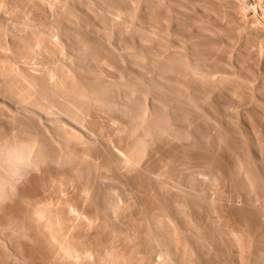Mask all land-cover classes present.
Returning <instances> with one entry per match:
<instances>
[{
  "label": "rangeland",
  "instance_id": "rangeland-1",
  "mask_svg": "<svg viewBox=\"0 0 264 264\" xmlns=\"http://www.w3.org/2000/svg\"><path fill=\"white\" fill-rule=\"evenodd\" d=\"M159 1L160 0H138V1L137 0H119V1L118 0H52V1L51 0H0V74H2V75H0V81H1L0 82V107H1L0 108V132H1L0 133L1 134L0 140L2 138H3V140H6L7 137L5 136V134L8 137H10V136L12 137V136H14V133H16L15 136L18 135L16 138L17 143L21 139L20 141H23L25 143H27L28 141H29L28 143H30V142L36 143L37 142L36 144L38 146L37 147L35 144V146H34L35 147L34 148L35 155H33V153H34L33 152L31 155L32 158L30 157L31 158L30 160H32L31 161L32 166H31V164L29 166H28V164H26L27 166L26 165H25L26 167L24 166V170L22 171V169H23V167H22V169L20 170V173H18L19 175L17 174L18 177L22 175L21 178L19 177L20 178L19 179L16 176V178L18 180L15 177H13V178H15L13 180V178H11L12 176L9 175L8 181L11 180V181H9V182H11L9 186H12V188L14 186L15 189L12 190L8 186L9 183L6 184V188H9V190L12 191L13 195L11 194L12 196L10 197V199H7V201H6V199H2L1 201H3V202H0L1 206H3L6 203L3 207L4 214H3V212H1L2 208L0 206V212H1L0 224L2 225V223H3L1 228H3V226L5 228V226H6L5 224L7 223V225H8L7 220L11 219V221L9 220V225L11 226V229H9V230L7 229L9 227V225H8V227L6 226V228H5V230H7V231L2 230L3 231V233H2L0 230V232L2 234V235L0 234V240L2 241V242L0 241V264H2V263L3 264H19V263L20 264H22V263L23 264H43V263L49 264L50 263L51 264L53 262H54L53 264H57V263L59 264V262H60V264H63L59 260L57 262V259H54V260L52 259V256H54V255L49 254V250H50V253L52 252L50 243L48 244V246H50V247H48L49 250L47 249V247H45L47 249L45 251L43 244L45 243L47 245V243H48V242L44 241L46 237L43 235V238H42V233H39V230L37 229L38 230L37 231L35 227H34L35 231L30 230L33 227L32 223H30V224H32L31 227H30V224L26 223L27 224V226H26L27 228H25L26 230L23 227L20 229V227L22 225L25 227V224H22L24 219L21 216H23V213L26 214V212H27V211L26 212L24 211L27 208L26 205L31 206L30 205L31 203L39 204V202L41 203L42 206H47L46 203H49L48 204L49 206L47 208L51 207L52 210L55 208L54 210H58L59 214H61L63 210L70 209L68 207L73 206V205L70 206V204L73 203L72 202L73 199H74V203H75V201L79 198L81 199L83 197L82 199H84V196L86 198V196L89 194V191H88V193L86 192V188H87V190L92 189V191H90V192L96 193L95 195H97L99 198V199L97 198L98 202L99 201L102 202L103 205L101 204V202L99 203L101 213H104L105 209L107 211H111L113 208H115V209H113V211L115 210L114 211L115 214L112 213V215L114 214L113 215L114 217L109 216L110 222H107L109 226L105 225L106 223L105 224L102 223L103 220H101V222L96 221L99 226H102L101 230H100V227L98 228L97 223H94V224H96L95 225L96 229H95L93 227L94 224L92 226H90L87 223L88 221H86L84 224L83 222H81V221H83L82 219L80 221H79V219H76L77 221L74 219V221L72 220V223H71V221H69L70 225L68 223V226H72L74 224H78V225L81 224V226L79 225V228L78 227H77V229L75 228L78 231H76L75 229H72L73 227H68L69 229L71 228L72 231L75 230L79 237H77V234L75 232H72L69 229H68L69 231L66 229H65L66 231L62 230L65 233H67V231H68L67 235L71 232L68 236L65 233H63L66 237L61 235L62 233L58 232L59 233L58 235H61L59 237H60V239L62 238V240L68 239L70 236H71L70 238H72V236L73 235L75 236V234H76V238H81V236L83 237L80 239V242L78 239L79 244L81 243V246H78V249H81L83 247V243H84V247L82 248L84 251V254L87 253L86 255L88 256L92 253L91 255H93V256L90 255L92 257V259L88 256L91 260L87 257L88 258L87 262H85L86 259H84V262H85L84 264H98V263H95L97 261V257H100L98 259L102 260V262L98 260L99 264L100 263L101 264H113V263L114 264H140V263L141 264L142 263L143 264H164V263L165 264L166 263L167 264L168 263L169 264L170 263L171 264H187V263H185V261H186L185 257L187 258V255L189 254L187 251H189L188 248L191 249L190 247H194L191 249L192 252L194 251L195 248H197L195 250L196 251L195 253H197L196 254L197 257H195V256L194 257L197 259H199L198 257H200V259L196 260V261L197 262L200 261V263H202V264H225V263L226 264H252V263L253 264H264L263 263L264 262V236H263L264 235V225H263L264 224V202H263L264 201V187H263L264 186V0H200V1L199 0H193V1L192 0H161L160 2ZM163 2H164V4H163ZM4 4H5V6H4ZM110 13H111V15H109ZM135 14H136V16H135ZM191 15H192V17H191ZM71 16H73V17H71ZM103 16H105V17L103 18ZM163 16H164V18H163ZM110 17L113 19H110ZM70 22H72L74 25ZM71 27H73L75 29H73ZM48 32H50V34H48ZM40 33H42L43 36L46 35V37H48L46 39L53 37L52 39L55 40L54 41L55 43L52 42L53 40L51 41V39L49 40V42L48 41L45 42L46 39ZM77 34L80 35L81 37L78 36ZM84 35H86V36H84ZM86 37H88V39ZM76 39H78V40H76ZM34 40L36 41V43ZM59 40H60V43L57 44V42H59ZM37 41H38V43L40 41L39 44L41 46L38 45ZM98 41H100V42H98ZM48 44L50 47L48 46ZM60 44H62V45L60 46ZM75 44L77 45L76 47H75ZM30 46H32V47H30ZM36 46H37V48H35ZM106 46H107V48H106ZM29 47H30V49H29ZM42 47H45L46 49L44 48L45 49L44 50ZM61 47L63 48V50ZM101 47H103V48H101ZM23 49H24V51L26 50L25 52L27 55H24L25 52L23 51ZM33 49H34V51H33ZM82 49H84V50H82ZM29 50H31L30 51L31 53L29 52ZM43 50L45 53L43 52ZM41 51H42V53H41ZM48 51H50V52H48ZM23 52H24V54H23ZM43 53L45 54L44 57L42 56ZM38 54H40V56ZM136 54H137V56H136ZM74 55H75V57L76 56L77 57L75 58ZM119 55H120V57H119ZM139 55L141 58L139 57ZM29 56H30V58H28ZM33 56H34V58H33ZM31 57H32V60H31ZM35 57L38 59H36ZM59 57H60V59H59ZM51 59H52V61H51ZM70 60H72V61H70ZM104 61H105V63H104ZM141 61H143V62H141ZM43 64H45V65H43ZM54 64H55V67H53ZM59 64L61 65L60 67H62V69L58 66ZM79 64H80V66H79ZM83 64H84V66H83ZM191 64L192 65L194 64L193 69H192V66H190ZM137 65H138V67H137ZM232 65H234V66H232ZM244 66H245V68H244ZM4 67L5 68L7 67V68L4 69ZM85 67L86 68L88 67L87 68L88 70ZM94 67L98 72L94 69ZM79 68H82L84 73L82 72V69H80L81 70L80 71ZM74 69L75 70L77 69V70L75 71ZM116 69L118 70V72ZM204 69H205V71H204ZM48 70H49V72H48ZM77 72H78V75H76ZM43 73H44V75H43ZM70 73H72V74H70ZM86 73H88V75H91V76L95 75V76L89 77ZM107 73H108V75H107ZM65 74H66V76H65ZM83 74H84V76H83ZM53 75H54V77L56 76V78H55L56 80L54 79ZM79 75L81 77H83L82 78L83 80L82 79L80 80ZM163 75H164V77H163ZM48 76L49 77L51 76V79L53 78L52 79L53 80L52 85H54V86H52L50 84L51 79ZM64 76H65V78H64ZM76 76H77V78H76ZM87 76L89 77V79L92 78L93 82H92V80L90 82L87 79ZM97 76L100 77V79H102V80L97 81V80H100ZM18 77L22 78V80ZM23 77L30 79V80L26 81L27 79H24ZM46 77H48V78H46ZM57 77H58V79H57ZM70 77L71 78L75 77L77 79L76 83H78V84L80 83L79 85L81 88L83 87L84 91L82 89H79L78 84H77V87H78V89H77V87L75 86L76 84L73 85L75 83L74 82L75 78H73V80H71V79L69 80L68 78H70ZM95 77H97L98 79H96ZM93 78H95V79H93ZM18 79H19V82L17 81ZM43 79L44 80L47 79L48 81L50 79L49 82L46 80V82L49 83V85H47L46 88L44 87L45 85L43 83H45V84H47V83L45 81H43ZM59 79L60 80L62 79V80L60 81ZM65 79H66L67 83H65ZM143 79H144V81H143ZM39 80H41L42 83H41V81L39 82ZM54 80H55L56 84H54ZM103 80L104 81H106V80L112 81L113 80L112 81L113 84H112V82H109V83L107 82L108 83L107 84ZM23 81L26 84H27V82L30 81L29 83L31 85L30 86H29V84L25 85V83H23ZM35 81H36V84L38 86L35 84ZM102 81L104 82V84H103L104 86H102V88H100V86L103 83ZM68 82H69V84H68ZM70 82H71V84H70ZM72 82H73V84H72ZM85 82L89 83L88 85L90 87H88V85ZM99 82H101V84ZM19 83H20V85L23 83L21 85V88H22L21 91L22 92L25 91V93H26V94L24 93L25 96H27V94L30 95V93H31L32 94L31 97L35 99L34 105L32 103H30L31 105L27 103L26 108L29 111L27 109H26L27 111H24L25 109H23L21 111V109H22L21 106L22 105L24 106L26 102L21 103V102H23V101H21L20 103H18L20 101L19 99H21L18 96H21V95H18V94L13 92L14 91L13 88H16L15 87L16 85H17V87L18 86L20 87V85H18ZM58 83L59 84L62 83V84H60L61 86ZM63 83H65V85H63ZM110 83L112 86L110 85ZM114 83H116L115 84L116 87H114L116 90L114 88H112ZM118 83H122V84H118ZM98 84H100V85H99V88L97 89L96 87H98ZM23 85L27 86L26 89H25V86H23ZM55 85L56 86L58 85L57 86L58 88H56V89H58L57 91L59 93H61L59 89H63V91H64L68 87L67 90L70 91L71 87H74V88L76 87V89L71 88V89H73L74 92L68 91L69 93H72V94H69L65 91H64L65 92L64 93L61 90L62 93H64V95L67 93L66 95H68V94L70 96L73 95L72 97L78 96V94L83 96L84 95L83 93H85V91L90 92L92 89L94 90V85H95V88L97 89V91H99L101 89L100 90L101 92H105V93L107 92L108 93L107 97L110 95L108 98H110L112 100L114 99L113 100L115 102L114 104L118 107V109H119V106H121V104L122 105L124 104L123 105L124 107H121L122 110L119 109L117 111V107L113 106L110 109V111L108 112L109 114L107 113L105 115L104 113H101L100 116H99L100 112H98L99 109L96 107L97 105L93 106V108L94 107L97 108V109L95 108L93 110L94 113H92V111L90 112V110H92L93 108L88 111V112H90L89 113L90 115L88 114V117L89 116L90 117L89 118L87 117L88 118L87 122H89V120L91 118L94 121L90 120L89 123L86 122V125L91 127V125L94 122H96V120H97L99 122H96V125L98 127L103 126V128L100 127V130L97 129L99 132L98 133L99 136L96 135L97 134V131H96L95 132L96 137H95V136H93L94 132L93 133L91 132L93 135L90 133V130L93 131L92 129H90V127L88 128L86 125H85V127L83 125L81 126L77 122L73 121L69 117V115L66 116L64 114L65 115V117H64L63 114L61 116L58 114L59 116H57V118H56L57 120H56V119H54L55 117L53 118L50 115H49L50 116V118H49L46 115L47 113L45 115L43 114L47 111L45 109V107L48 105V101L43 99L45 97H43L44 94L41 93V90H43L42 92L45 93L46 92L45 89H48V86H50L49 89L51 88V90H52L53 89L52 87H56ZM69 85H72V86H70V88H69ZM108 86H110V87H108ZM7 87H8V89H7ZM31 87L32 88L38 87L40 89V91H39V89H35V90H34V88L31 89ZM86 87H87V89H86ZM106 87L109 89L111 88V89L109 90ZM104 88L107 90L103 91ZM132 88H133V90H132ZM144 88H146L147 90ZM28 89H29V91H28ZM112 89L114 90V92ZM77 90H80V92H78ZM81 90L83 91V93ZM111 90H112V92H111ZM160 91H161V93H160ZM27 92H30V93H27ZM89 92H88V94H91V93L93 94V92H91V93H89ZM94 92L96 93L95 90H94ZM101 92L99 94L97 93L99 96L96 95L95 96L96 99L94 98V95H92V97H91V95H89V96L91 98H94L95 100L99 101L101 98L106 97V95L104 93H102L103 95H101L102 97H100ZM176 92H178V94L180 92L181 95L179 94V96H178L176 94ZM36 93L38 95H36ZM76 93H77V95H76ZM111 94L113 97L111 96ZM126 94H129V95H126ZM80 95H79V97H81ZM5 96H7V97H5ZM8 96H10V97H8ZM28 97H30V96H28ZM128 97H130V98H128ZM135 97H136V99H135ZM183 97H185L187 99H184V100L181 99ZM117 99H118V101H117ZM133 99H135V100H133ZM188 99H189V101H188ZM21 100H23V99H21ZM45 101H46V103H45ZM99 102H97V103H99ZM116 102H119V104L117 105ZM196 102H198V103H196ZM97 103H95V104H97ZM231 103H232V105H231ZM19 104L20 105L22 104V105L20 106ZM43 104H45V105H43ZM140 104H141V107L143 104L144 108L146 107L145 109H147L146 110L147 114H148L147 118H150V119H148L149 123H150V124H148L149 126L154 124L152 121H156L154 125L156 126L157 124H159L156 126V128H158V127L159 128L163 127V129L169 128L168 129L169 131L167 130V132L169 134H166L165 132L161 133V134L165 133V135L167 137L165 135H162V137L158 136V135L161 136L160 129H157L160 132L155 130L156 128H154V130L153 129L150 130L151 128L154 127L153 125L150 128L143 127L140 130H135V131H137V133H133V135H132V132H134L133 127H135L137 125L136 122L138 121V120H135V114L136 115L139 114L140 110L143 108V107L142 108L140 107ZM28 105H29V108H28ZM19 106H20V108H19ZM42 106H44V108ZM137 106H139V108ZM33 107H36V109ZM125 107H126L127 111H125L126 110ZM226 107H228V108H226ZM40 108L42 111L40 110ZM137 108L139 111L137 110ZM30 109L34 110L35 112L37 110V113L34 114L35 112L30 110ZM128 109H130V110H128ZM163 109L165 112L163 111ZM112 110H113V113L111 112ZM38 111H40L41 113ZM128 111L130 112L131 115H129ZM17 112L19 113L18 116H17V114H18ZM39 113H40V115H39ZM87 113H86V115H87ZM110 113H112V114H110ZM178 113H179V115H178ZM27 114H29V115L25 116ZM32 114H33V116H32ZM198 114H200V115H198ZM238 114L240 117L238 116ZM34 115H36V116H34ZM43 115L46 117L44 118ZM93 115L94 116L96 115V116L94 117ZM128 115H129V117H128ZM97 116H99L100 118H98ZM103 116H105V117L103 118ZM116 116L118 118H116ZM184 116H186V117H184ZM101 117L103 118L102 121L100 120ZM151 117H152V119H151ZM29 118L32 120V122H31V120H29ZM33 118H34V120L35 119L36 120L34 121ZM43 118L45 121L43 120ZM52 118H53V120L50 121V119H52ZM108 118H109V121H107ZM112 118L115 120L111 121ZM26 119H28V120L26 121ZM38 119L40 120V122L38 121ZM136 119H137V116H136ZM33 121H34L35 125L32 124ZM64 121H65V123H64ZM129 121L131 122V125L129 124ZM159 121H161L163 123H160ZM69 122L71 123V125ZM74 122L77 123L79 126L77 124H75ZM123 122H125V123H123ZM28 123H30L32 126ZM98 123H100V124L104 123V124L100 125ZM162 124H163V126H162ZM37 125H39V126H37ZM57 125H60V127H57ZM93 125H95V123ZM196 125L198 127H196ZM117 126H118V128L119 127H121V128L118 129ZM149 126H147V127H149ZM28 127H30V128L33 127V129L28 130L29 129ZM68 127H71V128H69L70 131L66 130V129H68ZM74 127H75V129H74ZM111 127L114 129H112ZM223 127H224V129H223ZM59 128H61L60 131H59ZM130 128L132 131L130 130ZM5 129H6V131H5ZM24 129H26V130H24ZM39 129H40V131H39ZM120 129H122V130H120ZM123 129L125 130V132ZM170 129L172 131L171 133H170ZM27 130L30 133H33L34 135L30 134ZM55 130L57 132H55ZM88 130H89V132H88ZM106 130H107V132H105ZM116 130H118V131H116ZM145 130H147V131H145ZM225 130H226V132H225ZM11 131L14 133H11ZM37 131L39 133L43 132L42 134H44V138H43V136H41V134H36L35 132H37ZM150 131H154V132H150ZM155 131H157V132H155ZM17 132H19V133H17ZM25 132H27V133H25ZM146 132H149V135ZM67 133H72L71 135H73V136L75 135L76 137L74 136L73 137L74 139H73L72 137L69 136L70 134L68 135ZM89 133L92 135V137L89 136L90 135ZM101 133H102V135H101ZM109 133L113 134V135H109ZM127 133H128V135H127ZM27 134H28V136H27ZM61 134L64 138L61 137ZM65 134L67 137L65 136ZM76 134L80 137L78 138V136ZM86 134H88V135H86ZM171 134H172V136L174 135V137L178 134L177 135L178 137L174 138L171 136ZM83 135H85V136H83ZM121 135H123V136H121ZM124 135H127L129 138L127 136H124ZM183 135L185 136V138ZM23 136L25 137V139ZM33 136L34 137L36 136L37 141L35 140V138H33ZM56 136L58 138L59 137L60 138L58 139V138H56ZM81 136H83L84 139ZM86 136H88L90 138V140ZM130 136H131V138H130ZM154 136H156V137H154ZM169 136H171V137H169ZM181 136H183V138H184L183 140L181 138H179ZM65 137L67 139H65ZM97 137L99 139L104 140V141H105V139H108L107 140L108 142L106 141L105 146H108L107 143L110 142L111 145L109 144V146H108V148L110 147L109 151H110V153H112L114 151L112 153V157H117L116 159H118V156H122V152H124L125 150L127 151L129 148L132 150L133 146H134L133 142H135L138 139L143 137L142 138V140H144L143 143L146 142L147 146L145 147L146 144H142L145 147V149L143 148V150H141V151H144V152H142V153L140 152V153L141 154L144 153L142 155L144 158H142L141 155H138L139 153L135 154V155H138L140 157L139 158V159H141L140 162L141 161H143V162H141L140 165L138 164L139 166L137 165V167H134L135 170L133 169V171H129V173L125 172L126 173V174L124 173L125 176L123 174L119 175V172L116 170L117 165L114 164L112 167V169L114 171L112 170L113 172H110V173H112L111 174V176H112L116 170V173H115L116 175L114 174V176H112L113 179L112 180L110 179L111 181L109 180L108 182L102 183V184H104V185L101 184L102 186H97V187L96 186L95 187L94 186H91V187L87 186L86 184H88V182L90 181L89 178H91L90 174L92 175L91 169H93L94 167L92 166L93 168H91V169H90V167L88 168V166H86L87 161H84L85 162L84 165L82 164L79 167V163H80L79 161H81V163H83L82 161L84 159H82V158H84V156H86L85 160H87L88 157L90 159L92 157V153L94 154V157L91 158L92 160L95 158L96 153H97V156H96L97 158L99 157V155L100 156L102 155L99 153V151L101 150V147L96 146V144L100 143V145L102 146L103 143L101 144V142H100L102 140H100L99 142H97V140L95 141V139H98ZM112 137H113V139H115L114 141H112L113 140ZM227 137H228V139H227ZM27 138L28 139L30 138V140L25 141V140H27ZM45 138H46V141H45ZM47 138H49V139H47ZM77 138H78V140H80V143H78L79 141L77 140ZM91 138L93 140H91ZM153 138H154V140H153ZM62 139H63V142L61 144L60 141H62ZM109 139H111V140L109 141ZM38 140H40V141H38ZM75 140L77 141L78 144L76 143ZM90 141L91 142L92 141L97 142L94 145V146H96L94 148L95 151L92 149V147H90V146H92V145H89ZM155 141H157V142H155ZM47 142H48V144H47ZM54 142H55V144L56 143L57 144L55 145ZM64 142H66L65 144H69L70 142L71 143L69 146H66V145H63ZM194 142L195 143L197 142V146ZM41 143H43V144H41ZM59 143L61 145H59ZM81 143H82V145H81ZM121 143H122V145H121ZM188 143H189V146H188ZM71 144H72V146H71ZM86 144H88V145L86 146ZM127 144H128V146H127ZM211 144H213V145H211ZM42 145H45V146H43L44 148H42ZM49 145H51V146H49ZM113 145H114V148H113ZM115 145H116V147H115ZM54 146H55V149H54ZM119 146H120V148H119ZM169 146H171V148H172L171 151H174V152H172V154L170 151L171 148ZM231 146H233V147H231ZM51 147H53V148H51ZM62 147H63V149H62ZM117 147H118V149H121V151L118 150ZM159 147H161L162 149ZM183 147H185L186 149ZM188 147H191L192 152H193L192 147H194L195 151L193 152V154L191 153V150ZM201 147H203V148H201ZM37 148H39V149H37ZM48 148H50V149H48ZM64 148H66V149H64ZM76 148L78 149V151ZM99 148H100V150H98ZM158 148H159L160 152H161V150L164 149L163 150L164 152L162 151V153L157 155V153L159 152V151L157 152ZM168 148L170 151L169 153L167 150ZM237 148H238V150H237ZM36 149H37V151H35ZM41 149L43 151H44V149L48 150V151H44L45 153L48 152L47 155L43 152L46 155L45 156L46 159L42 156L45 159V160H43V162H42V157H41V155H43ZM88 149H90V150H88ZM91 149L93 152H91ZM110 149H112L113 151ZM184 149L187 152H189L191 155L188 153V155H190V156L186 155L188 157H185L184 152H186V151H183ZM187 149H189V150H187ZM66 150H68V152ZM71 150H74L75 153ZM96 150H98V151L96 152ZM175 150H177V151H175ZM54 151L56 152V154H60V155L63 152L64 157L61 155L60 160L57 161V159H59V155H56L58 158L57 159L55 158L56 159L55 160L54 157H56V156L54 155V157H53L51 154V152L53 153ZM60 151H61V153H60ZM64 151L67 153H65ZM79 151L80 152L84 151L85 154L81 152L83 154L82 155V154H80ZM88 151H90L91 157H90V153H88ZM39 152L41 153V155L38 156L37 154H40ZM100 152H103V151L101 150ZM119 152H121V153H119ZM180 152L184 153V154L181 155ZM115 153L117 155L118 154H121V155H118V156L115 155L114 156ZM203 153L204 154L207 153V155L203 156ZM211 153H212V158L214 156V161L220 158L218 160L219 162L218 161L217 162L222 164V165L220 164L221 167L218 163L214 164L215 166H213L212 163L214 161L212 159H211L212 162L209 161V158H211V157H209V156H211ZM50 154L52 157L49 158ZM77 154H78V156H76ZM173 154H175L177 157ZM178 154H180L182 157ZM65 155L69 157L70 161L73 158L72 155H74L75 157L72 159V161L76 158L74 160L76 162L75 163L69 162L70 164L67 163L68 162V157H67V161L65 160V163H64ZM47 156H48V158H47ZM81 156H83V157H81ZM158 156L161 157V160H160V158H157ZM38 157H39L40 161L39 162L37 161V163H38V165H37L35 162H36V160H38L37 159ZM78 157L81 159L79 160ZM102 157H104V156H102ZM52 158H53V160H52ZM61 158H63V159H61ZM77 158H78V161H77ZM97 158L94 159V160H96L95 161L96 163L101 159L100 158L97 161ZM120 158L121 157H119V159ZM186 158H188V159H186ZM33 159H36V160H33ZM91 159H90V161H92ZM122 159H123V157H122ZM61 160H63V161H61ZM101 160L105 161L106 159L104 157ZM206 160L208 161V163ZM49 161H51V162L49 163ZM103 161L101 164H99L101 161L98 163L99 166H101L102 164L105 163ZM160 161H162V163L158 164V162H160ZM89 162H87V163L89 164ZM169 162L173 163V164L171 165ZM47 163H48V165H47ZM76 164H77V168H76ZM161 164H162V166H161ZM166 164H168L169 167ZM91 165L89 164V166H91ZM93 165L95 166L96 164H93ZM147 165H148V168L150 167L151 169L145 168V169H148V172L147 173L142 172L143 175L146 174V176L143 177V175L138 173L137 170H139V172H140V169L146 167ZM156 165H158V166H156ZM217 165H218V167H217ZM223 165H225V166H223ZM41 166H43V167H41ZM72 166H73V168H72ZM153 166H154V168H153ZM159 166L162 167L164 172H163V170L161 171V168ZM25 168H27V169H25ZM96 168L99 169V167H96ZM155 168H156V170H155ZM168 168L169 169L171 168L170 170H173L175 172L174 174L172 172V176H174L175 178H171V174H170L171 172L169 171ZM97 169H96V171H97ZM223 169H225V170H223ZM6 170L7 169L5 167V168L0 170V173L4 174L3 172H7ZM167 170H168V172H170V173H168V174H170L169 179L166 176L167 174H165V172H167ZM21 171L24 172V174H22ZM84 171H86V172H84ZM159 171L163 172L164 174L162 173V175H161L160 174L161 172L159 173ZM78 172H79V174H77ZM89 172H91V173H89ZM93 172H94V169H93ZM154 172H155V174H154ZM222 172H224V173H222ZM150 173L153 176L155 175V179H157V180H158V178H156V177L160 178V176H157L158 174H160L161 177L163 176L162 178H160V179H162V181H159L160 179L158 180L159 183H161L160 185H157V184H159L158 181L157 180L154 181L155 179L153 180V178H152L153 176ZM130 174L131 175L132 174L133 175L134 174L135 175L140 174L142 178H139L140 175L139 176L136 175L138 177V179H141V180L147 179V180L144 181V183H143V180H142V182L140 180V183L138 182V184L140 185L142 183V185L137 186V184H136L138 181L137 177L136 178L134 177L135 178L134 180H136L134 183V181L130 179V178H132V176ZM77 175H79V176H77ZM128 175H130L131 177ZM147 176H148V178H147ZM47 177H49L50 179L48 180ZM78 177H79V179H77ZM45 178L47 181L45 180ZM86 178H88L89 180ZM126 178L127 179L129 178V179L127 180ZM53 179L55 180V182L52 181ZM59 179L60 180L63 179V180L60 181ZM172 179H174V180L171 181ZM19 180H21V181H19ZM129 180H131L134 183V184H132L134 186H132V185L130 186V184L132 182ZM149 180L152 183H150ZM168 180L170 182H168ZM14 181L16 182L15 184H13ZM126 181H127V183L129 181V183H128L129 185L126 183ZM59 182L61 185H59ZM69 182H70V184H69ZM145 182H147V183H145ZM237 182H238V184H237ZM53 183H54V185H53ZM154 183H156V184L153 185ZM168 183H170V184H168ZM175 183H176V186H175ZM40 184H42V185H40ZM150 184L152 185V187ZM124 185H126V186H124ZM143 185L148 187V189ZM161 185H162V187H161ZM47 188H48V190H47ZM50 188H51V190H50ZM55 189H56V191H55ZM83 189H84V191H83ZM143 189H144L145 193H147V194L149 193V194L148 195L145 194L142 191ZM9 190L8 189L6 190V191H8L7 193L10 192ZM147 190H150V191L148 192ZM152 190L155 192H153ZM184 190H185V192H183ZM6 191H5V194H7ZM44 191H46V192H44ZM52 191L53 192L55 191L54 192L55 195H57V194L58 195L55 196ZM73 191H74V193H73ZM82 191H83V193H82ZM159 191H162V192H159ZM164 191H166V193ZM24 192H26V193H24ZM27 193H29V194H27ZM78 193H81L84 196L81 197V194H80V196L78 197ZM84 193L85 194L87 193V194L85 195ZM102 193H104V194H102ZM138 193H139V195H138ZM142 193H143V195H142ZM150 193L154 197H155V195H156V197L160 196L159 198H161L162 200L160 199V201L156 202V200H158L159 198L158 197L154 198L153 196L151 197ZM168 193H169V197L167 195ZM99 195H100V197H99ZM244 195H246V196H244ZM146 196L147 197L149 196V197L147 198ZM76 197H77V199L75 200ZM144 197H145V199H144ZM165 197L166 198L168 197L167 199L170 200L171 203L167 199H164ZM197 197H198V199H197ZM12 198H13V200H12ZM58 198H60L59 199L60 201L58 200ZM150 198H152V199H150ZM102 199H104V200H102ZM141 199H143V200H141ZM192 199H193L194 203H191ZM4 200H5V202H4ZM70 200H72L71 203H70ZM152 200H155V201L152 202ZM68 201L70 204L67 206L66 203ZM164 201H165L166 205H164ZM50 202H51L52 206L50 205ZM138 202H141V203H138ZM146 202H148V205L146 204ZM162 202H163V204H162ZM156 203L162 204V205L159 204L158 207L159 206H162V207L164 206V207L160 209L156 206L157 205ZM16 204H18V205H16ZM9 205H10V208H8ZM63 205L64 206L66 205L67 207L65 206L64 209L60 208V207H64ZM5 206H8V207L6 208ZM118 206L120 208H118ZM13 207H15V208H13ZM21 207L22 208L26 207V208L22 209ZM57 207H59V209H57ZM152 207H154L153 210L151 209ZM156 207L160 211L158 209L155 210ZM16 208L19 211H17ZM29 208L30 207H28V209ZM236 208H237V210H236ZM8 209H10L11 211ZM13 209L15 211H13ZM21 209L23 210V213H22ZM60 210H61V212H60ZM154 210L156 212L159 211L157 213L160 214V216H158L155 212V214L158 218L154 216L155 214L151 215V216L155 217L154 219H152L153 220L152 221L151 220L152 217H150L149 214H152ZM241 210H243L245 212L248 211V214H250V216L252 218L250 220H251V222H253V225L251 224L250 220L246 221L248 223L241 222V221H243V218L240 215ZM48 211H50V210H48ZM142 211H145V212H142ZM5 212L9 213V215ZM12 212L14 213V215L12 214ZM18 212H20V213H18ZM144 214H146V215H144ZM67 215L70 216L69 214H67ZM104 215H106V213ZM107 215H109V212H107ZM186 215H187V218H186ZM238 215H239V217H237ZM5 216H6V218H5ZM13 216L16 219L15 223H14L15 219L14 218L12 219ZM143 216L144 217L145 216L150 217L149 218L150 220L149 219L146 220L147 217L144 218ZM161 216H163V217H161ZM3 218H4V220H3ZM104 218H105V216H104ZM174 218H175V220H174ZM241 218H242V220H241ZM71 219H73V217ZM239 219L241 220L240 222L238 221ZM141 220H142V222H140ZM159 220L160 221L162 220L164 225L162 224V222H160V224H159V222H158ZM3 221L5 222V224ZM210 221H211V223H210ZM73 222H75V223L73 224ZM135 222H137V223H135ZM112 223H114V224H112ZM139 223L141 224V226ZM142 223H144V224H142ZM148 223H150L152 225L151 229H155V231L157 230L156 228H159L157 231L158 234L155 233V231H153L154 232V235H153V232L150 231L152 233V235H151L152 237H150L148 235V234H151V233H147V232H149L148 227L150 228ZM35 224H37V223H34V225ZM155 224H156V226H155ZM157 224H159V225H157ZM246 224H250L249 226L252 229L250 230V228ZM84 225H85V227H84ZM111 225H112V227H111ZM18 226H20V227H18ZM82 226H83V229H82ZM105 226H107V227H105ZM144 226H146L148 229L145 231V234H147V237L148 236L150 237V240H149V238H146V236H144L145 234L142 236V234L144 233L143 232L144 228H145ZM160 226H162V227H160ZM167 226H169V228ZM252 226H254V227H252ZM139 227H142V228H139ZM184 227L187 228V231H186V228L184 230ZM247 227L249 230L247 229ZM12 228H13V230H12ZM46 228L47 227L43 228V231L44 232L47 231L46 233H49L50 229L47 230ZM85 228H86V230H85ZM162 228H163V230L165 229L164 230L165 233L163 232ZM80 229L82 231L79 232ZM87 229L90 231L89 234L85 233V232H89V231H87ZM139 229H140V232H139ZM160 229L162 232L161 231L159 232ZM244 229H247V231ZM22 230L26 233V235L27 234L28 235L26 236L24 232L21 233ZM136 230H138V232L141 235L138 234ZM12 231H13V233H10ZM36 231H37V233H39V235H41V237L36 233ZM98 231L99 232L101 231V232L99 233ZM33 232H35L37 235ZM82 232L86 235H84ZM95 232H98V234H96ZM141 232H143V233H141ZM50 233L52 234L51 231H50ZM72 233H74V234H72ZM91 233H92V235L95 234L97 236L93 235L94 237L93 236L91 237V235H90ZM182 233H183V235H182ZM34 235H35V237H34ZM48 235H50V234H48ZM52 235H55L54 232ZM127 235H128V237H127ZM155 235L156 236L159 235V237H160V235H161V237L165 236L164 240H163V238L160 237L162 240H158L156 242V240L160 239V238L155 237ZM74 236H73V238H75ZM174 236L176 237V239H179V240H176ZM33 237H34V239H37L36 237H40V238L38 240L34 241ZM88 237H90V238H88ZM135 237H136V239H135ZM13 238H14V241H13ZM41 238H42V240L44 239L43 243H42ZM48 238H51V235ZM70 238H69V240H73ZM90 239H92V240H90ZM139 239H141L142 241ZM17 240H18V242H17ZM57 240H58V237H57ZM69 240H67V241H69ZM83 240H84V242L82 243L81 241H83ZM38 241H39V243H36ZM138 241H141V242H138ZM177 241H179V242L177 243ZM184 241H185V245H184ZM25 242H26V244H24ZM72 242H74L73 244H75V241H72ZM78 242L76 241V245H78ZM145 242L147 244L150 243L151 246H150V244H148L149 245L148 246L147 244H145ZM158 242L162 243V245L161 244L157 245ZM59 243L61 244L60 241H59ZM65 243H66V241H65ZM65 243H63V244H65ZM87 243H88V245H87ZM154 243H156V244H154ZM164 243H165V246H164ZM180 243H182V244H180ZM63 244H61V245H63ZM133 244H135V245H133ZM192 244L193 245L195 244V245L193 246ZM65 245H67V244H65ZM85 245H86V247H85ZM181 245H183L184 247L182 248ZM188 245L189 246L192 245V246L189 247ZM196 245H197V247H196ZM167 246L169 248H167ZM170 246H171V248H170ZM179 246H180V248H179ZM20 247H22V248H20ZM39 247L40 248L43 247V249L41 248L43 251L40 250ZM75 247H77V246H75ZM79 247H81V248H79ZM150 247H153V248H150ZM59 248H61V247L59 246ZM185 248H187L186 252H184V250H186ZM25 249H27V250H25ZM16 250L20 253H17ZM39 250L42 252H39ZM171 250H173V252L175 250L176 255H174L175 252L174 253L168 252ZM131 251H133V252H131ZM37 252H38V254H37ZM88 252H89V254H88ZM131 253L133 256L131 255ZM172 253H173V256L175 259L174 261H172V259H171L173 256L170 257ZM185 253H187V254H185ZM52 254H53V252H52ZM103 254H105V255H103ZM190 254H189V256H190ZM41 255H43L45 257V259H42L44 257ZM191 255L192 256H190L191 257L190 261L194 259V257H193L194 254H191ZM153 256H155V257H153ZM162 256H164V257H162ZM183 256H185V257H183ZM21 257L23 259H20ZM28 257H30V258H28ZM46 257H48V258H46ZM109 257H110V259H109ZM142 257H143V259H142ZM26 258H28V259H26ZM47 259H49V260H47ZM152 259L154 261H152ZM158 259H161V261ZM166 259H168V260L166 261ZM113 260H115V262ZM181 260H185V261L181 262ZM73 261L76 262V260H73ZM148 261H150V263ZM155 261H157V262L155 263ZM164 261H166V262H164ZM190 261H189V264H190ZM193 261H192V263L195 264L196 263L195 260H193ZM17 262H19V263H17ZM55 262H57V263H55ZM103 262H105V263H103ZM200 263H198V264H200Z\"/></svg>",
  "mask_w": 264,
  "mask_h": 264
},
{
  "label": "bare ground",
  "instance_id": "bare-ground-1",
  "mask_svg": "<svg viewBox=\"0 0 264 264\" xmlns=\"http://www.w3.org/2000/svg\"><path fill=\"white\" fill-rule=\"evenodd\" d=\"M51 1H52V0H51ZM118 1H119V0H118ZM137 1H138V0H137ZM160 1H161V0H160ZM160 1H159V2H160ZM192 1H193V0H192ZM199 1H200V0H199ZM180 2H181V1H180ZM195 2H196V1H195ZM161 3H162V2H161ZM233 3H234V2H233ZM9 4H10V3H9ZM104 4H105V3H104ZM112 4H113V3H112ZM163 4H164V2H163ZM6 5H7V4H6ZM137 5H138V4H137ZM158 5H159V4H158ZM169 5H170V4H169ZM4 6H5V4H4ZM20 6H21V5H20ZM83 6H84V5H83ZM96 6H97V5H96ZM187 7H188V6H187ZM4 8H5V7H4ZM89 8H90V7H89ZM93 8H94V7H93ZM100 8H101V7H100ZM127 8H128V7H127ZM140 8H141V7H140ZM5 9H6V8H5ZM72 9H73V8H72ZM90 9H91V8H90ZM132 9H133V8H132ZM134 9H135V8H134ZM94 10H95V9H94ZM235 10H236V9H235ZM23 11H24V10H23ZM114 11H115V10H114ZM143 11H144V10H143ZM178 11H179V10H178ZM105 12H106V11H105ZM115 12H116V11H115ZM124 12H125V11H124ZM195 12H196V11H195ZM26 13H27V12H26ZM240 13H241V12H240ZM133 14H134V13H133ZM144 14H145V13H144ZM230 14H231V13H230ZM7 15H8V14H7ZM109 15H111V13H110ZM116 15H117V14H116ZM118 15H119V14H118ZM156 15H157V14H156ZM200 15H201V14H200ZM206 15H207V14H206ZM30 16H31V15H30ZM82 16H83V15H82ZM107 16H108V15H107ZM135 16H136V14H135ZM141 16H142V15H141ZM180 16H181V15H180ZM198 16H199V15H198ZM5 17H6V16H5ZM18 17H19V16H18ZM62 17H63V16H62ZM69 17H70V16H69ZM71 17H73V16H71ZM99 17H100V16H99ZM104 17H105V16H103V18H104ZM118 17H119V16H118ZM150 17H151V16H150ZM153 17H154V16H153ZM160 17H161V16H160ZM191 17H192V15H191ZM93 18H94V17H93ZM121 18H122V17H121ZM163 18H164V16H163ZM73 19H74V18H73ZM110 19H113V18L110 17ZM179 19H180V18H179ZM196 19H197V18H196ZM248 19H249V18H248ZM33 20H34V19H33ZM66 20H67V19H66ZM69 20H70V19H69ZM71 20H72V19H71ZM169 20H170V19H169ZM20 21H21V20H20ZM24 21H25V20H24ZM38 21H39V20H38ZM149 21H150V20H149ZM156 21H157V20H156ZM170 21H171V20H170ZM210 21H211V20H210ZM113 22H114V21H113ZM128 22H129V21H128ZM197 22H198V21H197ZM70 23H72V22H70ZM107 23H108V22H107ZM118 23H119V22H118ZM195 23H196V22H195ZM201 23H202V22H201ZM72 24H73V23H72ZM129 24H130V23H129ZM160 24H161V23H160ZM26 25H27V24H26ZM73 25H74V24H73ZM92 25H93V24H92ZM224 25H225V24H224ZM165 27H166V26H165ZM197 27H198V26H197ZM197 27H196V28H197ZM211 27H212V26H211ZM65 28H66V27H65ZM71 28H73V27H71ZM95 28H96V27H95ZM208 28H209V27H208ZM73 29H75V28H73ZM80 29H81V28H80ZM146 29H147V28H146ZM83 30H84V29H83ZM165 30H166V29H165ZM35 32H36V31H35ZM50 32H51V31H50ZM50 32H48V34H50ZM81 32H82V31H81ZM120 32H121V31H120ZM164 32H165V31H164ZM188 32H189V31H188ZM37 33H38V32H37ZM142 33H143V32H142ZM40 34L42 35V33H40ZM75 34H76V33H75ZM83 34H84V33H83ZM212 34H213V33H212ZM36 35H37V34H36ZM69 35H70V34H69ZM77 35H78V34H77ZM87 35H88V34H87ZM91 35H92V34H91ZM97 35H98V34H97ZM136 35H137V34H136ZM143 35H144V34H143ZM186 35H187V34H186ZM191 35H192V34H191ZM202 35H203V34H202ZM42 36H43V35H42ZM42 36H41V37H42ZM47 36H48V35H47ZM78 36H80V35H78ZM84 36H86V35H84ZM216 36H217V35H216ZM43 37H44L45 39L48 38V37H46V35L43 36ZM43 37H42V38H43ZM63 37H64V36H63ZM69 37H70V36H69ZM80 37H81V36H80ZM88 37H89V36H88ZM88 37H86V38L88 39ZM114 37H115V36H114ZM192 37H193V36H192ZM29 38H30V37H29ZM37 38H38V37H37ZM44 38H43V39H44ZM52 38H53V37H51V38H49V39H46L45 42H46V41L49 42L50 39H51V41H52V40H53ZM98 38H99V37H98ZM185 38H186V37H185ZM260 38H261V37H260ZM43 39H42V40H43ZM87 39H86V40H87ZM76 40H78V39H76ZM79 40H80V39H79ZM99 40H100V39H99ZM103 40H104V39H103ZM186 40H187V39H186ZM229 40H230V39H229ZM34 41H35V40H34ZM43 41H44V40H43ZM54 41H55V40H53L52 42H54ZM61 41H62V40H61ZM80 41H81V40H80ZM95 41H96V40H95ZM56 42H57V41H56ZM74 42H75V41H74ZM77 42H78V41H77ZM77 42H76V43H77ZM98 42H100V41H98ZM223 42H224V41H223ZM35 43H36V41H35ZM37 43H38V41H37ZM39 43H40V41H39ZM39 43H38V45H40ZM42 43H43V42H42ZM42 43H41V44H42ZM54 43H55V42H54ZM54 43H53V44H54ZM58 43H60V40H59V42H57V44H58ZM62 43H63V42H62ZM106 43H107V42H106ZM171 43H172V42H171ZM182 43H183V42H182ZM192 43H193V42H192ZM46 44H47V43H46ZM164 44H165V43H164ZM201 44H202V43H201ZM28 45H29V44H28ZM38 45H37V46H38ZM42 45H43V44H42ZM61 45H62V44H60V46H61ZM81 45H82V44H81ZM89 45H90V44H89ZM105 45H106V44H105ZM107 45H108V44H107ZM155 45H156V44H155ZM185 45H186V44H185ZM32 46H33V45H32ZM32 46H30V47H32ZM37 46H36L35 48H37ZM40 46H41V45H40ZM48 46H49V44H48ZM76 46H77V45L75 44V47H76ZM84 46H85V45H84ZM98 46H99V45H98ZM190 46H191V45H190ZM30 47H29V49H30ZM49 47H50V46H49ZM54 47H55V46H54ZM87 47H88V46H87ZM222 47H223V46H222ZM14 48H15V47H14ZM26 48H27V47H26ZM33 48H34V47H33ZM38 48H39V47H38ZM42 48L44 49L45 47H42ZM51 48H52V47H51ZM61 48H62V47H61ZM83 48H84V47H83ZM101 48H103V47H101ZM106 48H107V46H106ZM154 48H155V47H154ZM20 49H21V48H20ZM27 49H28V48H27ZM45 49H46V48H45ZM45 49H44V50H45ZM109 49H110V48H109ZM226 49H227V48H226ZM18 50H19V49H18ZM44 50H43V52H44ZM62 50H63V48H62ZM82 50H84V49H82ZM113 50H114V49H113ZM113 50H112V51H113ZM158 50H159V49H158ZM160 50H161V49H160ZM19 51H20V50H19ZM23 51H24V49H23ZM25 51H26V50H25ZM25 51H24V52H25ZM30 51H31V50H29V52H30ZM33 51H34V49H33ZM50 51H51V50H50ZM50 51H48V52H50ZM94 51H95V50H94ZM115 51H116V50H115ZM24 52H23V54H24ZM37 52H38V51H37ZM51 52H52V51H51ZM59 52H60V51H59ZM106 52H107V51H106ZM148 52H149V51H148ZM150 52H151V51H150ZM158 52H159V51H158ZM196 52H197V51H196ZM16 53H17V52H16ZM18 53H19V52H18ZM30 53H31V52H30ZM38 53H39V52H38ZM41 53H42V51H41ZM44 53H45V52H44ZM44 53H43V54H44ZM62 53H63V52H62ZM64 53H65V52H64ZM74 53H75V52H74ZM110 53H111V52H110ZM172 53H173V52H172ZM176 53H177V52H176ZM36 54H37V53H36ZM36 54H35V55H36ZM43 54H42V56L44 57L45 54H44V55H43ZM46 54H47V53H46ZM76 54H77V53H76ZM76 54H75V55H76ZM120 54H121V53H120ZM134 54H135V53H134ZM149 54H150V53H149ZM174 54H175V53H174ZM235 54H236V53H235ZM17 55H18V54H17ZM24 55H27L26 52H25ZM30 55H31V54H30ZM35 55H34V56H35ZM38 55L40 56V54H38ZM61 55H62V54H61ZM75 55H74V57H75ZM83 55H84V54H83ZM89 55H90V54H89ZM140 55H141V54H140ZM140 55H139V57H140ZM170 55H171V54H170ZM187 55H188V54H187ZM204 55H205V54H204ZM248 55H249V54H248ZM34 56H33V58H34ZM36 56H37V55H36ZM39 56H38V57H39ZM42 56H41V57H42ZM64 56H65V55H64ZM103 56H104V55H103ZM136 56H137V54H136ZM188 56H189V55H188ZM208 56H209V55H208ZM230 56H231V55H230ZM76 57H77V56H76ZM76 57H75V58H76ZM78 57H79V56H78ZM81 57H82V56H81ZM85 57H86V56H85ZM95 57H96V56H95ZM119 57H120V55H119ZM132 57H133V56H132ZM191 57H192V56H191ZM191 57H190V58H191ZM26 58H27V57H26ZM28 58H30V56H29ZM35 58H36V57H35ZM39 58H40V57H39ZM75 58H74V59H75ZM113 58H114V57H113ZM121 58H122V57H121ZM140 58H141V57H140ZM162 58H163V57H162ZM211 58H212V57H211ZM250 58H251V57H250ZM36 59H38V58H36ZM36 59H35V60H36ZM59 59H60V57H59ZM65 59H66V58H65ZM173 59H174V58H173ZM31 60H32V57H31ZM61 60H62V59H61ZM76 60H77V59H76ZM118 60H119V59H118ZM2 61H3V60H2ZM27 61H28V60H27ZM51 61H52V59H51ZM70 61H72V60H70ZM81 61H82V60H81ZM144 61H145V60H144ZM178 61H179V60H178ZM187 61H188V60H187ZM10 62H11V61H10ZM48 62H49V61H48ZM82 62H83V61H82ZM94 62H95V61H94ZM129 62H130V61H129ZM141 62H143V61H141ZM172 62H173V61H172ZM203 62H204V61H203ZM252 62H253V61H252ZM31 63H32V62H31ZM38 63H39V62H38ZM59 63H60V62H59ZM61 63H62V62H61ZM63 63H64V62H63ZM68 63H69V62H68ZM76 63H77V62H76ZM104 63H105V61H104ZM152 63H153V62H152ZM194 63H195V62H194ZM220 63H221V62H220ZM77 64H78V63H77ZM139 64H140V63H139ZM195 64H196V63H195ZM245 64H246V63H245ZM43 65H45V64H43ZM69 65H70V64H69ZM72 65H73V64H72ZM75 65H76V64H75ZM91 65H92V64H91ZM131 65H132V64H131ZM155 65H156V64H155ZM203 65H204V64H203ZM205 65H206V64H205ZM208 65H209V64H208ZM220 65H221V64H220ZM243 65H244V64H243ZM4 66H5V65H4ZM9 66H10V65H9ZM58 66L60 67L61 65L59 64ZM79 66H80V64H79ZM81 66H82V65H81ZM83 66H84V64H83ZM186 66H187V65H186ZM190 66H192V69L194 68V67H193L194 64H193V65L191 64ZM195 66H196V65H195ZM218 66H219V65H218ZM232 66H234V65H232ZM36 67H37V66H36ZM53 67H55V64H54ZM63 67H64V66H63ZM77 67H78V66H77ZM91 67H92V66H91ZM96 67H97V66H96ZM137 67H138V65H137ZM6 68H7V67H6ZM6 68L4 67V69H6ZM10 68H11V67H10ZM47 68H48V67H47ZM60 68L62 69V67H60ZM85 68H86V67H85ZM87 68H88V67H87ZM87 68H86V69H87ZM178 68H179V67H178ZM202 68H203V67H202ZM244 68H245V66H244ZM33 69H34V68H33ZM49 69H50V68H49ZM54 69H55V68H54ZM71 69H72V68H71ZM80 69H82V68H79V70H80ZM86 69H85V70H86ZM89 69H90V68H89ZM94 69H95V67H94ZM109 69H110V68H109ZM123 69H124V68H123ZM195 69H196V68H195ZM45 70H46V69H45ZM45 70H44V71H45ZM55 70H56V69H55ZM65 70H66V69H65ZM72 70H73V69H72ZM74 70H75V69H74ZM76 70H77V69H76ZM76 70H75V71H76ZM79 70H78V71H79ZM87 70H88V69H87ZM95 70H96V69H95ZM104 70H105V69H104ZM116 70H117V69H116ZM163 70H164V69H163ZM176 70H177V69H176ZM216 70H217V69H216ZM6 71H7V70H6ZM38 71H39V70H38ZM46 71H47V70H46ZM80 71H81V70H80ZM80 71H79V72H80ZM96 71H97V70H96ZM129 71H130V70H129ZM139 71H140V70H139ZM142 71H143V70H142ZM186 71H187V70H186ZM204 71H205V69H204ZM10 72H11V71H10ZM48 72H49V70H48ZM50 72H51V71H50ZM57 72H58V71H57ZM59 72H60V71H59ZM68 72H69V71H68ZM68 72H67V73H68ZM70 72H71V71H70ZM82 72H83V69H82ZM85 72H86V71H85ZM89 72H90V71H89ZM89 72H88V73H89ZM97 72H98V71H97ZM102 72H103V71H102ZM117 72H118V70H117ZM148 72H149V71H148ZM1 73H2V72H1ZM23 73H24V72H23ZM83 73H84V72H83ZM88 73H86V74L88 75ZM137 73H138V72H137ZM159 73H160V72H159ZM190 73H191V72H190ZM16 74H17V73H16ZM48 74H49V73H48ZM53 74H54V73H53ZM70 74H72V73H70ZM70 74H69V75H70ZM74 74H75V73H74ZM96 74H97V73H96ZM154 74H155V73H154ZM0 75H2V74H0ZM12 75H13V74H12ZM12 75H11V76H12ZM20 75H21V74H20ZM43 75H44V73H43ZM55 75H56V74H55ZM58 75H59V74H58ZM63 75H64V74H63ZM76 75H78V72H77ZM81 75H82V74H81ZM99 75H100V74H99ZM107 75H108V73H107ZM15 76H16V75H15ZM51 76H52V75H51ZM51 76H50V77L48 76V77L51 79ZM59 76H60V75H59ZM65 76H66V74H65ZM65 76H64V78H65ZM67 76H68V75H67ZM70 76H71V75H70ZM73 76H74V75H73ZM79 76H80V75H79ZM83 76H84V74H83ZM88 76L90 77L91 75H88ZM88 76H87V79L91 82L92 78L89 79ZM94 76H95V75H94ZM94 76H91V77H94ZM141 76H142V75H141ZM144 76H145V75H144ZM197 76H198V75H197ZM206 76H207V75H206ZM29 77H30V76H29ZM43 77H44V76H43ZM48 77H46V78H48ZM53 77H54V75H53ZM97 77H98V76H97ZM97 77H95V78H96V79H98V78L100 79V77H98V78H97ZM163 77H164V75H163ZM185 77H186V76H185ZM18 78H20V77H18ZM23 78H24V79H27V78H25V77H23ZM55 78H56V76L54 77V79H55ZM73 78H75V77H73ZM73 78L70 77V78H68V79H69V80H70V79L73 80ZM76 78H77V76H76ZM76 78H75V81H74L75 83L73 84V82H72V84H73V85L76 84L75 86L77 87V84H78V83H76V80H77ZM82 78H83V77L80 76V80H81ZM95 78H93V79H95ZM101 78H102V77H101ZM140 78H141V77H140ZM140 78H139V79H140ZM145 78H146V77H145ZM159 78H160V77H159ZM9 79H10V78H9ZM20 79L22 80V78H20ZM32 79H33V78H32ZM50 79H49V81H50ZM52 79H53V78H52ZM52 79H51V82H50L51 85H52V82H53ZM57 79H58V77H57ZM62 79H63V78H62ZM62 79H61V80H62ZM66 79H67V78H66ZM66 79H65V83H67V82H66ZM84 79H85V78H84ZM28 80H30V79H27L26 81H28ZM46 80H47V79H46ZM46 80L43 79V81H45V82H46ZM55 80H56V79H55ZM55 80H54V84H56ZM59 80H60V79H59ZM61 80H60V81H61ZM82 80H83V79H82ZM85 80H86V79H85ZM101 80H102V79L97 80V81H101ZM107 80H108V79H107ZM107 80H106V81L103 80V81L106 82V83H107V82L109 83V82H112V81H113V80H112V81H107ZM115 80H116V79H115ZM123 80H124V79H123ZM149 80H150V79H149ZM211 80H212V79H211ZM17 81L19 82V79H18ZM31 81H32V80H31ZM40 81H41V80H39V82H40ZM47 81H48V80H47ZM49 81H48V82H49ZM67 81H68V80H67ZM86 81H87V80H86ZM103 81H102V82H103ZM143 81H144V79H143ZM175 81H176V80H175ZM256 81H257V80H256ZM0 82H1V81H0ZM18 82H17V83H18ZM29 82H30V81H29ZM29 82H27V84H29V86H30L31 84H30ZM37 82H38V81H37ZM48 82H46L47 84L43 83V84L45 85V86H44L45 88H46L47 85H49ZM78 82H79V81H78ZM80 82H81V81H80ZM87 82H88V81H87ZM92 82H93V80H92ZM104 82L102 83V85L100 86V88H102V86H104V85H103ZM126 82H127V81H126ZM145 82H146V81H145ZM157 82H158V81H157ZM216 82H217V81H216ZM8 83H9V82H8ZM23 83H25V82L23 81ZM23 83H22V84H23ZM41 83H42V81H41ZM65 83H63V85H65ZM81 83H82V82H81ZM85 83H86V82H85ZM99 83L101 84V82H99ZM108 83H107V84H108ZM127 83H128V82H127ZM178 83H179V82H178ZM181 83H182V82H181ZM183 83H184V82H183ZM254 83H255V82H254ZM10 84H11V83H10ZM22 84H21V85H22ZM27 84L25 83V85H27ZM32 84H33V83H32ZM35 84H36V81H35ZM58 84H59V83H58ZM60 84H62V83H60ZM60 84H59V85H60ZM68 84H69V82H68ZM70 84H71V82H70ZM79 84H80V83H79ZM79 84H78V85H79ZM82 84H83V83H82ZM86 84L88 85L89 83H86ZM92 84H93V83H92ZM96 84H97V83H96ZM100 84H98V87H96L97 89L99 88V85H100ZM112 84H113V82H112ZM115 84H116V83H114V85H115ZM118 84H122V83H118ZM141 84H142V83H141ZM12 85H13V84H12ZM18 85H20V83H19ZM21 85H20V87H19V86L17 87V85H16V86H15L16 88H13V89H14L13 92L16 93V94H18V95H21V96H18V97H20L21 99H23V100L19 99L20 101H19L18 103H20L21 101H23V102H21V103H25V102H26L24 106H23L22 104H21L22 106L19 104V105L22 107L21 111H22L23 109H25L24 111H27V110H28V109L26 108L27 103H28V104L32 103V104L34 105V104H35V99L31 97L32 94H31L30 92H27V93H30V95L27 94V96H25V94H26L25 91H23V92L21 91V90H22ZM25 85H23V86H25ZM36 85H37V84H36ZM36 85H35V86H36ZM90 85H91V84H90ZM110 85H111V83H110ZM114 85H113L112 88L116 87V85H115V86H114ZM146 85H147V84H146ZM159 85H160V84H159ZM181 85H182V84H181ZM215 85H216V84H215ZM35 86H34V87H35ZM37 86H38V85H37ZM41 86H42V85H41ZM52 86H54V85H52ZM55 86H56V85H55ZM57 86H58V85H57ZM57 86H56V87H52V88H53L52 90H51V88L49 89L50 86H48V89H45V88L43 87V88L45 89V91H46L45 93H43V92H42L43 90H41V93L45 95V96L43 95V97H45V98H43V99H45V100L48 101V105L46 104L47 106L45 107V109H46L47 111L44 109L46 112L43 113V114L45 115V114L47 113L46 115H47L49 118H50V116H51V117H53V118L55 117L54 119H56L57 116H59V115L61 116L62 114H63V115L65 114L66 116L69 115V117H70L73 121H75V122H77L78 124H80L81 126L83 125V126L85 127L86 122L88 121V118L90 117V116L88 117V114H89L91 111H92V113H94L93 110H94L96 107L99 109V111H98V112H100V113H99V116L101 115V113H104V114L106 115V114L110 111V109H111L113 106L117 107V106L114 104V103H115V102L113 101L114 99L112 100V99L108 98L110 95L107 97V94H108V93H107V92H106V93H105V92H101V91H100L101 89L99 90V91L101 92L100 97H102V96H101V95H103L102 93H104V94L106 95V97L101 98V99L99 100L100 102L97 101V100H95V99H96L95 96L98 95V94L100 93V92L97 91V89L95 88V85H94V90L96 91V93L94 92L93 89H92L93 91H92V90H91L90 92L88 91L89 93L93 92V94H92V93H91V94H88V92L85 91V93H86L88 96H87L85 93H83V91H84V90H83V87L81 88L80 85H79V89H82V90H83V91H82V90H81V91H82V93H83L84 95L82 96V95L78 94V96H75V95H74L75 97H72L73 95L70 96L69 94H72V93H69V92L73 91V89H76V87H75V88H74V87H71V88H73V89H71L70 86H72V85H69L70 91L67 90L68 87H67V89H66L67 91L64 90L65 92L69 93V94H68L69 96H68V95H66L67 93L64 95L65 92L63 91V89H59V90H60L61 93H62V91H63L64 93H62V94L59 93V92L57 91L58 89H56V88H58ZM60 86H61V85H60ZM60 86H59V87H60ZM66 86H67V85H66ZM82 86H83V85H82ZM85 86H86V85H85ZM85 86H84V87H85ZM106 86H107V85H106ZM111 86H112V85H111ZM138 86H139V85H138ZM149 86H150V85H149ZM149 86H148V87H149ZM161 86H162V85H161ZM163 86H164V85H163ZM26 87H27V86H25V89H26ZM34 87H33V88H34ZM63 87H64V86H63ZM88 87H90V86L88 85ZM91 87H92V86H91ZM108 87H110V86H108ZM117 87H118V86H117ZM125 87H126V86H125ZM180 87H181V86H180ZM33 88L31 87V89H33ZM60 88H61V87H60ZM106 88H107V87H106ZM118 88H119V87H118ZM130 88H131V87H130ZM166 88H167V87H166ZM7 89H8V87H7ZM29 89H30V88H29ZM29 89H28V91H29ZM35 89H39V88L37 87V88H34V90H35ZM77 89H78V87H77ZM86 89H87V87H86ZM107 89H109V88H107ZM107 89L104 88L103 91H105V90H107ZM110 89H111V88H110ZM110 89H109V90H110ZM114 89H115V88H114ZM126 89H127V88H126ZM126 89H125V90H126ZM144 89H146V88H144ZM187 89H188V88H187ZM250 89H251V88H250ZM47 90H48V91H47ZM61 90H62V91H61ZM89 90H90V89H89ZM112 90H113V89H112ZM112 90H111V92H112ZM115 90H116V89H115ZM132 90H133V88H132ZM139 90H140V89H139ZM139 90H138V91H139ZM146 90H147V89H146ZM31 91H32V90H31ZM39 91H40V89H39ZM68 91H69V92H68ZM77 91L80 92V90H77ZM142 91H143V90H142ZM153 91H154V90H153ZM186 91H187V90H186ZM17 92H18V93H17ZM36 92H37V91H36ZM73 92H74V91H73ZM78 92H77V93H78ZM113 92H114V90H113ZM130 92H131V91H130ZM132 92H133V91H132ZM202 92H203V91H202ZM14 93H13V94H14ZM22 93H23V94H22ZM24 93H25V94H24ZM34 93H35V92H34ZM39 93H40V92H39ZM41 93H40V94H41ZM77 93H76V95H77ZM97 93H98V94H97ZM109 93H110V92H109ZM115 93H116V92H115ZM115 93H114V94H115ZM118 93H119V92H118ZM127 93H128V92H127ZM160 93H161V91H160ZM3 94H4V93H3ZM10 94H11V93H10ZM13 94H12V95H13ZM42 94H41V95H42ZM167 94H168V93H167ZM170 94H171V93H170ZM176 94L179 96L180 92H179V94H178V92H176ZM220 94H221V93H220ZM36 95H38V94L36 93ZM79 95H80L81 97H79ZM85 95H86V96H85ZM89 95H91V97H92V95H94V98H95V99H94V98H91ZM126 95H129V94H126ZM126 95H125V96H126ZM150 95H151V94H150ZM152 95H153V94H152ZM165 95H166V94H165ZM180 95H181V94H180ZM204 95H205V94H204ZM15 96H16V95H15ZM28 96H30V97H28ZM98 96H99V95H98ZM111 96H112V94H111ZM140 96H141V95H140ZM140 96H139V97H140ZM184 96H185V95H184ZM188 96H189V95H188ZM188 96H187V97H188ZM192 96H193V95H192ZM192 96H191V97H192ZM5 97H7V96H5ZM8 97H10V96H8ZM100 97H99V98H100ZM112 97H113V96H112ZM117 97H118V96H117ZM123 97H124V96H123ZM150 97H151V96H150ZM175 97H176V96H175ZM180 97H181V96H180ZM226 97H227V96H226ZM250 97H251V96H250ZM252 97H253V96H252ZM12 98H13V97H12ZM12 98H11V99H12ZM15 98H16V97H15ZM39 98H40V97H39ZM41 98H42V97H41ZM121 98H122V97H121ZM125 98H126V97H125ZM128 98H130V97H128ZM178 98H179V97H178ZM254 98H255V97H254ZM3 99H4V98H3ZM115 99H116V98H115ZM135 99H136V97H135ZM135 99H133V100H135ZM181 99L184 100V99H187V98L183 97V98H181ZM125 100H126V99H125ZM151 100H152V99H151ZM193 100H194V99H193ZM38 101H39V100H38ZM117 101H118V99H117ZM165 101H166V100H165ZM186 101H187V100H186ZM188 101H189V99H188ZM188 101H187V102H188ZM190 101H191V100H190ZM197 101H198V100H197ZM43 102H44V101H43ZM97 102H99V103H97ZM139 102H140V101H139ZM45 103H46V101H45ZM95 103H97V104H95ZM112 103H113L114 105H113ZM116 103H117V105L119 104V102H116ZM125 103H126V102H125ZM129 103H130V102H129ZM196 103H198V102H196ZM204 103H205V102H204ZM13 104H14V103H13ZM13 104H12V105H13ZM126 104H127V103H126ZM126 104H125V105H126ZM169 104H170V103H169ZM171 104H172V103H171ZM30 105H31V104H30ZM33 105H32V106H33ZM38 105H39V104H38ZM43 105H45V104H43ZM96 105H97V106H96ZM123 105H124V104H123ZM123 105L121 104V106H119V109H121V107H124ZM127 105H128V104H127ZM130 105H131V104H130ZM134 105H135V104H134ZM138 105H139V104H138ZM231 105H232V103H231ZM16 106H17V105H16ZM16 106H15V107H16ZM20 106H19V108H20ZM93 106H96V107L93 108ZM128 106H129V105H128ZM128 106H127V107H128ZM131 106H132V105H131ZM135 106H136V105H135ZM135 106H134V107H135ZM151 106H152V105H151ZM172 106H173V105H172ZM222 106H223V105H222ZM226 106H227V105H226ZM24 107H25V108H24ZM30 107H31V106H30ZM39 107H40V106H39ZM42 107L44 108V106H42ZM134 107H133V108H134ZM137 107L139 108V106H137ZM140 107H141V104H140ZM142 107H143V108H142ZM142 107H141L142 109L140 108L141 110H140L139 114H137V115L135 114V120H138V121L136 122L137 125H136L135 127H133V128H134V129H133L134 132H132V135H133V133H137V131H135V130H140V129H142L143 127L150 128V127H152V125H153L154 127L151 128L150 130H152V129L154 130V128H156V126L159 125V124H157L156 126L154 125L156 121H152L154 124H152V125H150V126L148 125V124H150V123H149V120H148V119H150V118H147V117H148V114H147V111H146L147 109H145L146 107L144 108V105H143V104H142ZM159 107H160V106H159ZM166 107H167V106H166ZM0 108H1V107H0ZM28 108H29V105H28ZM33 108L36 109V107H33ZM92 108H93V109H92ZM97 108H96V109H97ZM138 108H137V110H138ZM226 108H228V107H226ZM256 108H257V107H256ZM26 109H27V110H26ZM90 109H92V110H90ZM115 109H116V108H115ZM119 109H118V107H117V111H118ZM125 109H126V107H125ZM125 109H124V110H125ZM134 109H135V108H134ZM154 109H155V108H154ZM157 109H158V108H157ZM165 109H166V108H165ZM187 109H188V108H187ZM11 110H12V109H11ZM19 110H20V109H19ZM30 110H32V109H30ZM40 110H41V108H40ZM44 110H43V111H44ZM89 110H90V112H88ZM121 110H122V109H121ZM128 110H130V109H128ZM185 110H186V109H185ZM191 110H192V109H191ZM257 110H258V109H257ZM24 111H23V112H24ZM28 111H29V110H28ZM32 111H34V110H32ZM41 111H42V110H41ZM117 111H116V112H117ZM125 111H127V109H126ZM125 111H124V112H125ZM138 111H139V110H138ZM155 111H156V110H155ZM155 111H154V112H155ZM163 111H164V109H163ZM182 111H183V110H182ZM186 111H187V110H186ZM15 112H16V111H15ZM34 112H35V111H34ZM38 112H40V111H38ZM87 112H88V113H87ZM111 112L113 113V110H112ZM133 112H134V111H133ZM133 112H132V113H133ZM149 112H150V111H149ZM164 112H165V111H164ZM191 112H192V111H191ZM193 112H194V111H193ZM202 112H203V111H202ZM212 112H213V111H212ZM12 113H13V112H12ZM17 113H18V112H17ZM26 113H27V112H26ZM28 113H29V112H28ZM32 113H33V112H32ZM36 113H37V110H36V112H35L34 114H36ZM40 113H41V112H40ZM40 113H39V115H40ZM60 113H61V114H60ZM86 113H87V115H86ZM95 113H96V112H95ZM112 113H110V114H112ZM125 113H126V112H125ZM128 113H129V115H131L129 111H128ZM136 113H137V112H136ZM158 113H159V112H158ZM174 113H175V112H174ZM181 113H182V112H181ZM196 113H197V112H196ZM30 114H31V113H30ZM58 114H59V115H58ZM97 114H98V113H97ZM104 114H103V115H104ZM108 114H109V113H108ZM115 114H116V113H115ZM122 114H123V113H122ZM149 114H150V113H149ZM167 114H168V113H167ZM167 114H166V115H167ZM18 115H19V113L17 114V116H18ZM28 115H29V114H27V115H25V116H28ZM44 115H43V116H44ZM49 115H50V116H49ZM65 115H64V117H65ZM89 115H90V114H89ZM116 115H117V114H116ZM120 115H121V114H120ZM123 115H124V114H123ZM129 115H128V117H129ZM153 115H154V114H153ZM175 115H176V114H175ZM178 115H179V113H178ZM193 115H194V114H193ZM198 115H200V114H198ZM14 116H15V115H14ZM22 116H23V115H22ZM30 116H31V115H30ZM32 116H33V114H32ZM34 116H36V115H34ZM37 116H38V115H37ZM93 116H94V115H93ZM95 116H96V115H95ZM95 116H94V117H95ZM99 116H97V117L100 118ZM109 116H110V115H109ZM125 116H126V115H125ZM136 116H137V119H136ZM162 116H163V115H162ZM238 116H239V114H238ZM247 116H248V115H247ZM45 117H46V116H44V118H45ZM87 117H88V118H87ZM104 117H105V116H103V118H104ZM123 117H124V116H123ZM160 117H161V116H160ZM184 117H186V116H184ZM193 117H194V116H193ZM199 117H200V116H199ZM239 117H240V116H239ZM11 118H12V117H11ZM31 118H32V117H31ZM39 118H40V117H39ZM44 118H43V120H44ZM53 118L50 119V121L53 120ZM62 118H63V117H62ZM67 118H68V117H67ZM85 118H86L87 120H86ZM103 118L101 117L100 120L102 121ZM106 118H107V117H106ZM110 118H111V117H110ZM114 118H115V117H114ZM116 118H118V117L116 116ZM116 118H115V119H116ZM125 118H126V117H125ZM156 118H157V117H156ZM156 118H155V119H156ZM205 118H206V117H205ZM209 118H210V117H209ZM7 119H8V118H7ZM17 119H18V118H17ZM93 119H94V118H93ZM96 119H97V118H96ZM115 119L112 118L111 121H112V120H115ZM123 119H124V118H123ZM126 119H127V118H126ZM151 119H152V117H151ZM158 119H159V118H158ZM195 119H196V118H195ZM202 119H203V118H202ZM214 119H215V118H214ZM240 119H241V118H240ZM15 120H16V119H15ZM27 120H28V119H26V121H27ZM29 120H31V119L29 118ZM33 120H34V118H33ZM35 120H36V119H35ZM35 120H34V121H35ZM56 120H57V119H56ZM63 120H64V119H63ZM69 120H70V119H69ZM72 120H71V121H72ZM90 120H92V118H91ZM90 120H89V122H90ZM104 120H105V119H104ZM106 120H107V119H106ZM160 120H161V119H160ZM179 120H180V119H179ZM197 120H198V119H197ZM208 120H209V119H208ZM215 120H216V119H215ZM4 121H5V120H4ZM11 121H12V120H11ZM24 121H25V120H24ZM34 121H33V123H32L33 125H35V124H34ZM38 121L40 122L39 119H38ZM44 121H45V120H44ZM60 121H61V120H60ZM92 121H94V120H92ZM101 121H100V122H101ZM107 121H109V118H108ZM117 121H118V120H117ZM131 121H132V120H131ZM182 121H183V120H182ZM185 121H186V120H185ZM202 121H203V120H202ZM16 122H17V121H16ZM29 122H30V121H29ZM31 122H32V120H31ZM75 122H74V123H75ZM89 122H87V123H89ZM96 122H99V121L96 120ZM96 122H94L95 125H96ZM105 122H106V121H105ZM132 122H133V121H132ZM138 122H139V123H138ZM150 122H151V121H150ZM152 122H151V123H152ZM159 122H160V123H163V122H161V121H159ZM168 122H169V121H168ZM177 122H178V121H177ZM203 122H204V121H203ZM203 122H202V123H203ZM14 123H15V122H14ZM24 123H25V122H24ZM35 123H36V122H35ZM49 123H50V122H49ZM56 123H57V122H56ZM64 123H65V121H64ZM69 123H70V122H69ZM77 123H75V124H77ZM94 123H93V124H94ZM114 123H115V122H114ZM120 123H121V122H120ZM123 123H125V122H123ZM165 123H166V122H165ZM196 123H197V122H196ZM25 124H26V123H25ZM28 124H30V123H28ZM28 124H27V125H28ZM78 124H77V125H78ZM91 124H92V123H91ZM93 124L91 125V127L88 126V125H86V126H87L88 128L90 127V129L93 130V131L90 130V133H91V132H92V133L94 132V135H93L92 133H91V134H92L93 136L96 137V135H98V133H99L98 130H100V127L103 128V126L98 127V126L96 125V126H97V127H96V126L93 125ZM98 124H100V123H98ZM101 124H104V123H101ZM101 124H100V125H101ZM109 124H110V123H109ZM117 124H118V123H117ZM129 124L131 125V122H130V121H129ZM134 124H135V123H134ZM167 124H168V123H167ZM175 124H176V123H175ZM177 124H178V123H177ZM194 124H195V123H194ZM207 124H208V123H207ZM10 125H11V124H10ZM27 125H26V126H27ZM30 125H31V124H30ZM30 125H29V126H30ZM70 125H71V123H70ZM180 125H181V124H180ZM192 125H193V124H192ZM201 125H202V124H201ZM24 126H25V125H24ZM24 126H23V127H24ZM31 126H32V125H31ZM37 126H39V125H37ZM65 126H66V125H65ZM78 126H79V125H78ZM104 126H105V125H104ZM114 126H115V125H114ZM123 126H124V125H123ZM123 126H122V127H123ZM127 126H128V125H127ZM147 126H149V127H147ZM160 126H161V125H160ZM162 126H163V124H162ZM223 126H224V125H223ZM46 127H47V126H46ZM57 127H60V125H57ZM57 127H56V128H57ZM95 127H96V128H95ZM107 127H108V126H107ZM124 127H125V126H124ZM128 127H129V126H128ZM131 127H132V126H131ZM165 127H166V126H165ZM168 127H169V126H168ZM170 127H171V126H170ZM196 127H198V126L196 125ZM217 127H218V126H217ZM21 128H22V127H21ZM28 128H29L28 130H30V129L32 130V129H33V127H31V128L28 127ZM35 128H36V127H35ZM35 128H34V129H35ZM44 128H45V127H44ZM69 128H71V127H68V129H66V130H67V131H68V130L70 131ZM111 128H112V127H111ZM117 128H118V126H117ZM119 128H121V127H119ZM119 128H118V129H119ZM126 128H127V127H126ZM146 128H145V129H146ZM161 128H162V129H161ZM179 128H180V127H179ZM194 128H195V127H194ZM232 128H233V127H232ZM26 129H27V128H26ZM26 129H24V130H26ZM41 129H42V128H41ZM60 129H61V128H59V131H60ZM63 129H64V128H63ZM72 129H73V128H72ZM74 129H75V127H74ZM74 129H73V130H74ZM76 129H77V128H76ZM83 129H84V128H83ZM95 129H96V130H95ZM97 129H98V130H97ZM104 129H105V128H104ZM108 129H109V128H108ZM108 129H107V130H108ZM112 129H114V128H112ZM157 129H160L161 132L158 131ZM165 129H166V130H165ZM165 129H163V127H160V128L158 127V128H156L155 130H157L158 132H160V134L163 133V132H165L166 134H169V133L167 132V130H168L169 128H168V129L165 128ZM214 129H215V128H214ZM223 129H224V127H223ZM244 129H245V128H244ZM20 130H21V129H20ZM20 130H19V131H20ZM22 130H23V129H22ZM28 130H27V131H28ZM56 130H57V129H56ZM56 130H55V132H57ZM66 130H65V131H66ZM85 130H86V129H85ZM94 130H95V131H94ZM107 130H106L105 132H107ZM120 130H122V129H120ZM123 130H124V129H123ZM130 130H131V128H130ZM130 130H129V131H130ZM184 130H185V129H184ZM216 130H217V129H216ZM2 131H3V130H2ZM5 131H6V129H5ZM35 131H36V130H35ZM39 131H40V129H39ZM65 131H64V132H65ZM75 131H76V130H75ZM79 131H80V130H79ZM79 131H78V132H79ZM96 131H97V134L95 133ZM116 131H118V130H116ZM131 131H132V130H131ZM145 131H147V130H145ZM145 131H144V132H145ZM157 131H155V132H157ZM168 131H169V130H168ZM181 131H182V130H181ZM192 131H193V130H192ZM192 131H191V132H192ZM198 131H199V130H198ZM200 131H201V130H200ZM28 132H29V131H28ZM31 132H32V131H31ZM33 132H34V131H33ZM37 132H38V131H37ZM37 132H35V133H36V134H41V136H43V138H44V134H42L43 132H42V133H39V132L37 133ZM46 132H47V131H46ZM88 132H89V130H88ZM88 132H87V133H88ZM102 132H103V131H102ZM109 132H110V131H109ZM122 132H123V131H122ZM124 132H125V130H124ZM127 132H128V131H127ZM142 132H143V131H142ZM150 132H154V131H150ZM171 132H172V131H171V129H170V133H171ZM183 132H184V131H183ZM188 132H189V131H188ZM225 132H226V130H225ZM0 133H1V132H0ZM11 133H14V132L11 131ZM17 133H19V132H17ZM25 133H27V132H25ZM25 133H24V134H25ZM29 133H30V132H29ZM74 133H75V132H74ZM74 133H73V134H74ZM79 133H80V132H79ZM85 133H86V132H85ZM90 133H89V134H90ZM110 133H111V132H110ZM110 133H109V135H113V134H110ZM146 133H148V135H149V132H146ZM165 133H164V134H161V136L158 135L159 133H158L157 135H158L159 137H162V135H165ZM184 133H185V132H184ZM214 133H215V132H214ZM238 133H239V132H238ZM30 134H33V133H30ZM49 134H50V133H49ZM62 134H63V133H62ZM62 134H61V137H63ZM67 134H68V135L70 134L69 136L72 137V138L75 136V135H74V136L71 135L72 133H67ZM91 134H90L89 136L92 137ZM95 134H96V135H95ZM104 134H105V133H104ZM124 134H125V133H124ZM138 134H139V133H138ZM138 134H137V135H138ZM154 134H155V133H154ZM178 134H179V133H178ZM178 134H177V135H178ZM209 134H210V133H209ZM227 134H228V133H227ZM232 134H233V133H232ZM0 135H1V134H0ZM2 135H3V134H2ZM15 135H16V133H14V136H12V137H11V136L8 137V136L5 134V136L7 137L6 140H3V138L1 139L2 141L0 140V170L3 169V168H5V167H6V169H7V170H6L7 172H3L4 174H1V173H0V174H1V175H0V202H3V201H1L2 199H6V201H7V199H10V197L13 195L12 191L9 190V188H11V189L13 190V189H15V187L13 186V188H12V186H9L10 183H11V182H9V181H11V180L8 181V179H9V175L12 176L11 178H13V177L16 178V176H17V178H19V177L21 178L22 175L18 177V175H19L18 173H20V170L22 169V167H23L22 171L24 170V166H25L26 164H28V166H29V165L32 163V162H31L32 160H30V159L32 158V157H31L32 153L34 152V148H35L34 146H35V144L37 143V142H36V143H33V142L28 143V142H29L28 140H30V138H29V139L27 138V140H25V141H28L27 143H25V142H23V141H20L21 139H20V140L18 141V143H17V142H16V141H17L16 138H17L18 135H17V136H15ZM33 135H34V134H33ZM63 135H64V134H63ZM76 135H77V134H76ZM79 135H80V134H79ZM86 135H88V134H86ZM101 135H102V133H101ZM106 135H107V134H106ZM127 135H128V133H127ZM127 135H124V136H127ZM137 135H136V136H137ZM177 135H176L175 137H178ZM180 135H181V134H180ZM180 135H179V136H180ZM201 135H202V134H201ZM205 135H206V134H205ZM216 135H217V134H216ZM225 135H226V134H225ZM27 136H28V134H27ZM45 136H46V135H45ZM65 136H66V134H65ZM77 136H78V135H77ZM83 136H85V135H83ZM83 136H81V137L84 139ZM98 136H99V135H98ZM121 136H123V135H121ZM134 136H135V135H134ZM134 136H133V137H134ZM142 136H143V135H142ZM151 136H152V135H151ZM158 136H157V137H158ZM165 136H166V135H165ZM171 136H172V134H171ZM171 136H169V137H171ZM183 136H184V135H183ZM183 136H181V137H179V138H181V139L183 140V139L185 138V136H184V138H183ZM233 136H234V135H233ZM3 137H4V136H3ZM23 137H24V136H23ZM52 137H53V136H52ZM54 137H55V136H54ZM66 137H67V136H66ZM66 137H65V139H67ZM75 137H76V136H75ZM79 137H80V136H78V138H79ZM86 137L90 140V138H89L88 136H86ZM86 137H85V138H86ZM108 137H109V136H108ZM108 137H107V138H108ZM115 137H116V136H115ZM127 137H128V136H127ZM139 137H140V136H139ZM143 137H144V136H143ZM143 137H142V138H143ZM154 137H156V136H154ZM166 137H167V136H166ZM172 137H174V135H173ZM175 137H174V138H175ZM193 137H194V136H193ZM204 137H205V136H204ZM243 137H244V136H243ZM8 138H9V139H8ZM19 138H20V137H19ZM19 138H18V139H19ZM21 138H22V137H21ZM33 138H35V140H36V136H35V137L33 136ZM38 138H39V137H38ZM38 138H37V139H38ZM56 138H58V137L56 136ZM56 138H55V139H56ZM59 138H60V137H59ZM59 138H58V139H59ZM63 138H64V137H63ZM68 138H69V137H68ZM72 138H71V139H72ZM78 138H77V140H78ZM93 138H94V137H93ZM97 138H98V137H97ZM103 138H104V137H103ZM128 138H129V137H128ZM130 138H131V136H130ZM142 138L138 139L137 141L134 140L135 142H133V143H134L133 149L131 150V149L129 148L130 150H129V149H128L127 151L125 150L124 152H122V156H118V155H121V154H118V155H117V154L115 153L114 156L117 155V156H118V159H116L117 157H112V153L114 152L112 149H110V150L113 151L112 153H110V151H109V148H110V147L108 148V146H109L110 142L107 143L108 146H105V145H106V141H107L108 139H105V138H104L105 141L102 140V139H99V138H98L99 140H98V139H95V141L97 140V142H99L100 140H102L103 142L100 141L101 144L103 143L102 146L100 145V143L98 144V143L95 142V141H94V142H93V141H92V142L90 141V142H89V143H90L89 145H92V146H90V147H92V149H93L94 151H95L94 148H95L96 146L101 147V150L103 151V152H100L101 150H100V148H99V149H98V150H100L99 153L102 154V155H101V156L99 155V157L97 158V157H96V156H97V153H96L94 159L97 158V161H98V159H100V158L103 159V158L105 157L106 160L103 161V160L100 159V160L96 163V162H95L96 160H94V159L92 160V159H91L92 157H94V154L92 153V157H91V153H90V151H88V153H90V157H91L90 159H91L92 161H90L89 157L87 158V160H85V159H86V158H85L86 156H84V158H82V159H84V160L82 161L83 163H81V161H79V162H80V163H79V167H80V165H82V164L84 165V163H85L84 161H87V162L90 161V162H91V163L89 162L90 165L92 164L91 166H89V164L86 162V166H88V168L90 167V169H91V168L94 167V168H93V169H94V172H93V169H91V172H92V175L90 174V177H91V178H89V177L87 176V177L90 179V181H89L88 184H86V185H87V186H90V187H91V186H94V187H95V186H96V187H97V186H102V185H104V184H102V183H104V182H108L110 179H111V180L113 179L112 176H114V174L116 173V170L119 172V175H121V174L124 175L125 172H126V173H129V171H133V169L135 170L134 167H137L138 164L140 165V163L143 162V161L140 162L141 159H139L140 157H139L138 155H141V157L144 158V157L142 156L144 153L141 154V153L144 152V151H141V150H143V148L145 149V147L147 146L146 142L143 143L144 140H142ZM145 138H146V137H145ZM164 138H165V137H164ZM24 139H25V137H24ZM39 139H40V138H39ZM47 139H49V138H47ZM71 139H70V140H71ZM73 139H74V138H73ZM80 139H81V138H80ZM83 139H82V140H83ZM112 139H113V137H112ZM134 139H135V138H134ZM150 139H151V138H150ZM160 139H161V138H160ZM227 139H228V137H227ZM233 139H234V138H233ZM56 140H57V139H56ZM70 140H69V141H70ZM91 140H93V139L91 138ZM110 140H111V139H109V141H110ZM114 140H115V139H113L112 141H114ZM117 140H118V139H117ZM151 140H152V139H151ZM153 140H154V138H153ZM191 140H192V139H191ZM229 140H230V139H229ZM235 140H236V139H235ZM235 140H234V141H235ZM238 140H239V139H238ZM33 141H34V140H33ZM36 141H37V140H36ZM38 141H40V140H38ZM45 141H46V138H45ZM51 141H52V140H51ZM53 141H54V140H53ZM75 141H76V140H75ZM78 141H79L78 143H80V140H78ZM84 141H85V140H84ZM148 141H149V140H148ZM148 141H147V142H148ZM184 141H185V140H184ZM189 141H190V140H189ZM48 142H49V141H48ZM48 142H47V144H48ZM58 142H59V141H58ZM60 142H61V144H62L63 139H62V141H60ZM67 142H68V141H67ZM85 142H86V141H85ZM87 142H88V141H87ZM107 142H108V141H107ZM155 142H157V141H155ZM160 142H161V141H160ZM171 142H172V141H171ZM181 142H182V141H181ZM198 142H199V141H198ZM232 142H233V141H232ZM245 142H246V141H245ZM50 143H51V142H50ZM65 143H66V142H64L63 145L69 146L71 142H70L69 144H65ZM76 143H77V141H76ZM78 143H77V144H78ZM96 143H97V144H96ZM112 143H113V142H112ZM118 143H119V142H118ZM126 143H127V142H126ZM126 143H125V144H126ZM131 143H132V142H131ZM164 143H165V142H164ZM184 143H185V142H184ZM186 143H187V142H186ZM191 143H192V142H191ZM194 143H195V142H194ZM209 143H210V142H209ZM238 143H239V142H238ZM249 143H250V142H249ZM41 144H43V143H41ZM54 144H55V142H54ZM54 144H53V145H54ZM56 144H57V143H56ZM56 144H55V145H56ZM61 144L59 143V145H61ZM72 144H73V143H72ZM72 144H71V146H72ZM77 144H76V145H77ZM83 144H84V143H83ZM95 144H96V146H94ZM142 144H146L145 147H144ZM159 144H160V143H159ZM195 144H196V146H197V142H196ZM241 144H242V143H241ZM45 145H46V144H45ZM45 145H42V148H44L43 146H45ZM53 145H52V146H53ZM63 145H62V146H63ZM76 145H75V146H76ZM81 145H82V143H81ZM87 145H88V144H86V146H87ZM99 145H100V146H99ZM110 145H111V144H110ZM121 145H122V143H121ZM148 145H149V144H148ZM190 145H191V144H190ZM211 145H213V144H211ZM230 145H231V144H230ZM245 145H246V144H245ZM245 145H244V146H245ZM36 146H37V144H36ZM49 146H51V145H49ZM71 146H70V147H71ZM93 146H94V147H93ZM127 146H128V144H127ZM150 146H151V145H150ZM161 146H162V145H161ZM188 146H189V143H188ZM206 146H207V145H206ZM206 146H205V147H206ZM209 146H210V145H209ZM240 146H241V145H240ZM37 147H38V146H37ZM39 147H40V146H39ZM64 147H65V146H64ZM77 147H78V146H77ZM90 147H89V148H90ZM115 147H116V145H115ZM169 147L171 148V146H169ZM198 147H199V146H198ZM231 147H233V146H231ZM238 147H239V146H238ZM242 147H243V146H242ZM51 148H53V147H51ZM72 148H73V147H72ZM80 148H81V147H80ZM82 148H83V147H82ZM107 148H108V149H107ZM113 148H114V145H113ZM119 148H120V146H119ZM156 148H157V147H156ZM159 148H161V147H159ZM159 148H158L157 152L159 151ZM183 148H185V147H183ZM188 148L191 150V147H188ZM201 148H203V147H201ZM224 148H225V147H224ZM37 149H39V148H37ZM37 149H36L35 151H37ZM48 149H50V148H48ZM54 149H55V146H54ZM62 149H63V147H62ZM64 149H66V148H64ZM76 149H77V148H76ZM76 149H75V150H76ZM83 149H84V148H83ZM92 149H91V152H93ZM96 149H97V148H96ZM103 149H104V150H103ZM117 149H118V147H117ZM123 149H124V148H123ZM154 149H155V148H154ZM161 149H162V148H161ZM161 149H160V150H161ZM185 149H186V148H185ZM185 149H184L183 151H186ZM189 149H187V150H189ZM192 149H193V152H194V151H195V150H194V147H192ZM196 149H197V148H196ZM244 149H245V148H244ZM41 150H42V149H41ZM88 150H90V149H88ZM98 150H96V152H97ZM118 150L121 151V149H118ZM152 150H153V149H152ZM163 150H164V149H163ZM163 150H161V152L159 151V152L157 153V155H159L160 153H162ZM167 150H168V153H169V152L172 150V148L170 149V151H169V148H168ZM167 150H166V151H167ZM237 150H238V148H237ZM240 150H241V149H240ZM39 151H40V150H39ZM44 151H48V150H45V149H44ZM44 151L42 150V154H43V155H41V153H40L41 151L39 152L40 154H37V155H38V156L41 155V157L43 156V157L46 159L45 156L47 155L48 152L45 153ZM57 151H58V150H57ZM66 151L68 152V150H66ZM71 151L74 152V150H71ZM77 151H78V149H77ZM86 151H87V150H86ZM153 151H154V150H153ZM175 151H177V150H175ZM181 151H182V150H181ZM183 151H182V152H183ZM196 151H197V150H196ZM204 151H205V150H204ZM206 151H207V150H206ZM242 151H243V150H242ZM43 152H44L46 155H45ZM64 152H65V151H64ZM67 152H65V153H67ZM79 152H80V151H79ZM81 152H82V151H81ZM81 152H80V154L84 153V151H83L82 153H81ZM115 152H116V151H115ZM117 152H118V151H117ZM140 152H141V153H140ZM163 152H164V151H163ZM172 152H174V151H171V154H172ZM178 152H179V151H178ZM186 152H187V151H186ZM186 152H184V153H185V157H188V156L191 155L189 152H187V153H186ZM193 152H192V150H191V153H192V154H193ZM36 153H37V152H36ZM49 153H50V152H49ZM57 153H58V152H57ZM60 153H61V151H60ZM74 153H75V152H74ZM119 153H121V152H119ZM138 153H139V154H138ZM180 153H181V152H180ZM184 153H181V155H183ZM188 153H189L190 155H188ZM197 153H198V152H197ZM197 153H196V154H197ZM51 154H52L53 157H54V155H55V156H56V155H59V159H57V158H58L57 156L54 157V159L56 158L57 161L60 160L61 155H62V156L64 155L63 152H62V154L60 155V154H56L55 151H54L53 153L51 152ZM51 154H50L49 158L52 157ZM78 154H79V153H78ZM78 154H77L76 156H78ZM84 154H85V153H84ZM135 154H138V155H135ZM145 154H146V153H145ZM163 154H164V153H163ZM163 154H162V155H163ZM199 154H200V153H199ZM33 155H35V152L33 153ZM67 155H68V154H67ZM82 155H83V154H82ZM87 155H88V154H87ZM147 155H148V154H147ZM152 155H153V154H152ZM154 155H155V154H154ZM168 155H169V154H168ZM173 155H175V154H173ZM178 155H180V154H178ZM181 155H180V156H181ZM186 155H188V156H186ZM204 155H207V153H206V154L203 153V156H204ZM209 155H210V154H209ZM68 156H69V155H68ZM68 156L65 155L64 163H65V160L67 161V157H68ZM72 156H73V158L75 157L74 155H72ZM72 156H71V157H72ZM102 156H104V157H102ZM145 156H146V155H145ZM175 156H176V155H175ZM200 156H201V155H200ZM217 156H218V155H217ZM30 157H31V158H30ZM36 157H37V156H36ZM41 157H40V158H41ZM43 157H42V162H43V160H45ZM63 157H64V156H63ZM81 157H83V156H81ZM119 157H121V158L119 159ZM122 157H123V159H122ZM152 157H153V156H152ZM176 157H177V156H176ZM181 157H182V156H181ZM183 157H184V156H183ZM185 157H184V158H185ZM206 157H207V156H206ZM209 157H211V158H209V161H211V159L214 161V156H213V158H212V153H211V156H209ZM215 157H216V156H215ZM47 158H48V156H47ZM73 158H72V159H73ZM78 158H79V157H78ZM78 158H77V161H78ZM157 158H160V160H161V157L158 156ZM169 158H170V157H169ZM190 158H191V157H190ZM216 158H217V157H216ZM216 158H215V159H216ZM37 159H38V160H36V159H33V160H36L35 163L38 165L37 161L39 162L40 159H39V157H38ZM56 159H55V160H56ZM61 159H63V158H61ZM72 159H71V161H70V160H69V157H68V162H67V163H69V162H70V163H71V162H72V163H73V162L75 163V162H76V161H74L76 158H75L73 161H72ZM80 159H81V158H79V160H80ZM154 159H155V158H154ZM186 159H188V158H186ZM219 159H220V158H219ZM219 159L215 160L216 162L214 161V162L212 163L213 166H215L214 164H217V163L219 162V161H218ZM243 159H244V158H243ZM52 160H53V158H52ZM52 160H51V161H52ZM55 160H54V161H55ZM158 160H159V159H158ZM168 160H169V159H168ZM202 160H203V159H202ZM47 161H48V160H47ZM51 161H49V163H50ZM61 161H63V160H61ZM100 161H101V162H100ZM102 161L105 162V163L102 164L103 166H102V165L99 166V164H101ZM185 161H186V160H185ZM199 161H200V160H199ZM206 161H207V160H206ZM217 161H218V162H217ZM224 161H225V160H224ZM44 162H45V161H44ZM94 162H95V163H94ZM99 162H100V163H99ZM144 162H145V161H144ZM163 162H164V161H163ZM189 162H190V161H189ZM211 162H212V161H211ZM222 162H223V161H222ZM57 163H58V162H57ZM70 163H69V164H70ZM98 163H99V164H98ZM146 163H147V162H146ZM150 163H151V162H150ZM159 163H162V161L158 162V164H159ZM169 163H170V162H169ZM169 163H168V164H169ZM183 163H184V162H183ZM207 163H208V161H207ZM52 164H53V163H52ZM69 164H68V165H69ZM87 164H88V165H87ZM93 164H96V165L94 166ZM114 164L117 165V168H116L115 172L113 173V175L111 176L112 173H110V172H113V171H114V170L112 169V167H113ZM151 164H152V163H151ZM155 164H156V163H155ZM168 164H166V165H168ZM170 164L172 165L173 163H170ZM205 164H206V163H205ZM210 164H211V163H210ZM218 164L220 165L221 163H218ZM47 165H48V163H47ZM50 165H51V164H50ZM68 165H67V166H68ZM139 165H138V166H139ZM152 165H153V164H152ZM221 165H222V164H221ZM221 165H220V167H221ZM248 165H249V164H248ZM260 165H261V164H260ZM26 166H27V165H26ZM26 166H25V167H26ZM31 166H32V164H31ZM56 166H57V165H56ZM74 166H75V165H74ZM92 166H93V167H92ZM156 166H158V165H156ZM161 166H162V164H161ZM207 166H208V165H207ZM210 166H211V165H210ZM223 166H225V165H223ZM241 166H242V165H241ZM252 166H253V165H252ZM2 167H3V168H2ZM41 167H43V166H41ZM51 167H52V166H51ZM68 167H69V166H68ZM81 167H82V166H81ZM96 167H99V169H97ZM114 167H115V166H114ZM159 167H160V166H159ZM166 167H167V166H166ZM168 167H169V165H168ZM217 167H218V165H217ZM226 167H227V166H226ZM237 167H238V166H237ZM239 167H240V166H239ZM247 167H248V166H247ZM249 167H250V166H249ZM30 168H31V167H30ZM35 168H36V167H35ZM56 168H57V167H56ZM72 168H73V166H72ZM76 168H77V164H76ZM82 168H83V167H82ZM84 168H85V167H84ZM95 168L97 169V171H96ZM145 168H148V165H147L146 167L140 169V172H139V170H137L138 173H140V174H142V172L147 173V172H148V169H151L150 167H149L148 169H145ZM153 168H154V166H153ZM160 168H161V171H162V170H163L162 167H160ZM160 168H159V169H160ZM231 168H232V167H231ZM233 168H234V167H233ZM25 169H27V168H25ZM36 169H37V168H36ZM50 169H51V168H50ZM58 169H59V168H58ZM60 169H61V168H60ZM103 169H104V170H103ZM114 169H115V168H114ZM144 169H145V170H144ZM157 169H158V168H157ZM168 169H169V168H168ZM170 169H171V168H170ZM170 169H169V171H170L171 173L168 172V170H167V172H165V174H167L166 176H167L168 179H169V175L171 174V178H175L174 176H172V172H173V174H174L175 172H174L173 170H170ZM194 169H195V168H194ZM218 169H219V168H218ZM225 169H226V168H225ZM225 169H223V170H225ZM227 169H228V168H227ZM4 170H5V169H4ZM31 170H32V169H31ZM83 170H84V169H83ZM85 170H86V169H85ZM112 170H113V171H112ZM155 170H156V168H155ZM223 170H222V171H223ZM2 171H3V170H2ZM22 171H21V172H22ZM157 171H158V170H157ZM161 171H159V173H160ZM165 171H166V170H165ZM230 171H231V170H230ZM48 172H49V171H48ZM84 172H86V171H84ZM91 172H89V173H91ZM163 172H164V170H163ZM163 172H161L160 174L162 175ZM224 172H225V171H224ZM224 172H222V173H224ZM5 173H6V174H5ZM50 173H51V172H50ZM52 173H53V172H52ZM126 173H125V174H126ZM130 173H131V172H130ZM151 173H152V172H151ZM151 173H150V174H151ZM168 173H170V174H168ZM219 173H220V172H219ZM17 174H18V175H17ZM22 174H24V172H22ZM58 174H59V173H58ZM77 174H79V172H78ZM81 174H82V173H81ZM140 174H138V175L136 174V175L139 176ZM150 174H149V175H150ZM152 174H153V173H152ZM152 174H151V175H152ZM154 174H155V172H154ZM157 174H158V173H157ZM160 174H158L157 176H160V178H162L163 176L161 177ZM163 174H164V173H163ZM176 174H177V173H176ZM230 174H231V173H230ZM255 174H256V173H255ZM46 175H47V174H46ZM56 175H57V174H56ZM115 175H116V174H115ZM123 175H122V176H123ZM130 175H131V174H130ZM130 175H128V176H130ZM134 175H135V174H134ZM134 175L132 174V175H131L132 178H130V179L133 180L134 183H135L136 180H134V179H135L137 176H136V175L134 176ZM142 175H143V174H142ZM151 175H150V176H151ZM1 176H2V177H1ZM36 176H37V175H36ZM61 176H62V175H61ZM71 176H72V175H71ZM77 176H79V175H77ZM81 176H82V175H81ZM122 176H121V177H122ZM124 176H125V175H124ZM131 176H130V177H131ZM144 176H146V174L143 175V177H144ZM152 176H153V175H152ZM56 177H57V176H56ZM59 177H60V176H59ZM115 177H116V176H115ZM134 177H135V178H134ZM230 177H231V176H230ZM247 177H248V176H247ZM251 177H252V176H251ZM15 178H13V180H14ZM17 178H16V179H17ZM20 178H19V179H20ZM28 178H29V177H28ZM47 178H48V180L50 179L49 177H47ZM73 178H74V177H73ZM73 178H72V179H73ZM84 178H85V177H84ZM88 178H86V179H88ZM116 178H117V177H116ZM139 178H142L141 175H140ZM147 178H148V176H147ZM150 178H151V177H150ZM152 178H153V180H154V179H155V175H154ZM152 178H151V179H152ZM156 178H158V180L160 179L159 177H156ZM171 178H170V179H171ZM231 178H232V177H231ZM238 178H239V177H238ZM255 178H256V177H255ZM259 178H260V177H259ZM69 179H70V178H69ZM74 179H75V178H74ZM74 179H73V180H74ZM77 179H79V177H78ZM89 179H88V180H89ZM126 179H127V178H126ZM128 179H129V178H128ZM128 179H127V180H128ZM137 179H138V177H137ZM144 179H145V178H144ZM192 179H193V178H192ZM13 180H12V181H13ZM17 180H18V179H17ZM45 180H46V178H45ZM59 180H60V179H59ZM62 180H63V179H62ZM62 180H60V181H62ZM73 180H72V181H73ZM111 180H110V181H111ZM131 180H129V181H131ZM140 180H141V179H138V181H137V183H136L137 186L142 185V183H141L140 185L138 184V182L140 183ZM142 180H143V179H142ZM142 180H141V182H142ZM146 180H147V179H146ZM146 180H143V183H144V181H146ZM156 180H157V179H155L154 181H156ZM158 180H157V181H158ZM173 180H174V179H172L171 181H173ZM234 180H235V179H234ZM259 180H260V179H259ZM15 181H16V180H15ZM15 181L13 182V184L16 183ZM19 181H21V180H19ZM32 181H33V180H32ZM46 181H47V180H46ZM52 181L55 182L54 179H53ZM66 181H67V180H66ZM120 181H121V180H120ZM129 181H128V183H129ZM159 181H162V179H160ZM159 181H158V183H159ZM49 182H50V181H49ZM73 182H74V181H73ZM113 182H114V181H113ZM131 182H132V181H131ZM147 182H148V181H147ZM147 182H145V183H147ZM149 182L152 183L150 180H149ZM165 182H166V181H165ZM168 182H170V181L168 180ZM176 182H177V181H176ZM8 183H9V184H8ZM86 183H87V182H86ZM119 183H120V182H119ZM126 183H127V181H126ZM128 183H127V184H128ZM134 183L132 182V183L130 184V186H131L132 184H134ZM156 183H157V182H156ZM156 183H154L153 185H155ZM173 183H174V182H173ZM6 184H8L9 188H6ZM42 184H43V183H42ZM42 184H40V185H42ZM46 184H47V183H46ZM69 184H70V182H69ZM78 184H79V183H78ZM101 184H102V185H101ZM136 184H135V185H136ZM148 184H149V183H148ZM160 184H161V183H159V184H157V185H160ZM168 184H170V183H168ZM220 184H221V183H220ZM237 184H238V182H237ZM11 185H12V184H11ZM18 185H19V184H18ZM40 185H39V186H40ZM49 185H50V184H49ZM53 185H54V183H53ZM59 185H61L60 182H59ZM74 185H75V184H74ZM128 185H129V184H128ZM150 185H151V184H150ZM172 185H173V184H172ZM46 186H47V185H46ZM66 186H67V185H66ZM124 186H126V185H124ZM132 186H134V185H132ZM143 186H145V185H143ZM165 186H166V185H165ZM175 186H176V183H175ZM259 186H260V185H259ZM49 187H50V186H49ZM58 187H59V186H58ZM108 187H109V186H108ZM145 187H146V186H145ZM151 187H152V185H151ZM151 187H150V188H151ZM161 187H162V185H161ZM263 187H264V186H263ZM88 188H89V187H88ZM103 188H104V187H103ZM132 188H133V187H132ZM132 188H131V189H132ZM139 188H140V187H139ZM143 188H144V187H143ZM146 188L148 189V187H146ZM168 188H169V187H168ZM178 188H179V187H178ZM7 189H8L11 193H10V192L7 193V192H8V191H6ZM41 189H42V188H41ZM53 189H54V188H53ZM58 189H59V188H58ZM61 189H62V188H61ZM61 189H60V190H61ZM141 189H142V188H141ZM144 189H145V188H144ZM144 189L142 190L143 192H144ZM164 189H165V188H164ZM170 189H171V188H170ZM32 190H33V189H32ZM47 190H48V188H47ZM50 190H51V188H50ZM156 190H157V189H156ZM160 190H161V189H160ZM245 190H246V189H245ZM5 191H6L7 194H5ZM15 191H16V190H15ZM55 191H56V189H55ZM55 191H54V192H55ZM83 191H84V189H83ZM83 191H82V193H83ZM88 191H89V194L86 196V198H85V196H84L83 194L78 193V197H79L80 194H81V197L84 196V199H82V198H83V197H82V198H81L82 200H81L80 198H79V199H80V200H79V199H77V197H76L75 200H76V199H77V200L75 201V203H74V199H73V201L70 200V203H71V201L73 202L72 204H70L69 201H68V202L66 203L67 206H68L69 204H70V206H71V205H73V206L68 207V208H70V209H65V210H63L61 214H59V211H58V210H54L55 208H54L53 210L51 209V207L47 208V207L49 206V205H48L49 203H46L47 206H42L40 202H39L40 205H39V204H34V203H31V204H30L31 206L26 205L27 208L24 207V208H26L24 211H25V212L27 211L26 214L23 213V210H22V209H24V208L21 207V208H22L21 210H22V213H23V216H21V217H23V219H24V221L22 222V224H25V227H24L23 225H22L21 227H20V226H18V227H20V229H21L22 227L25 229V228H27V227H26L27 224L32 223V224H33V227H32L30 230L35 231V230H34V227H35L36 230H37V229L39 230V233H42V238H43V235L46 237V238L44 237L45 240H44V239H43V240L46 241V242H48V243H47V245H46L45 243L43 244V245H44V248L47 247V249H48V247H50V246H48V244H49V243L51 244V249H52L51 251L53 252V254H52V252L50 253V250H49V249H48V250H49V254H50V255H54V256H52V259H53V260H54V259H57V262H58V260H59V261H61L63 264H77V263H78V264H84L85 262H87V259H88L89 257L92 259L91 256H93V255H91V254H92V253H91V254H90L91 256L88 255V256H89V257H88V256L86 255L87 253L84 254V251H83V249H82V248L84 247V243H83L84 240L81 241V242L83 243V247H82V248L79 247V248H81V249H78V246H81V243L79 244L80 239L83 238V237L80 235V234H81V233H80L79 235L81 236V238H76V234H77L76 231H78V230H76V229H77V227L79 228V225L81 226V224H79V225H78V224H74V223L77 221L76 219H79V221L82 219L83 221H81V222H83L84 224H85L86 221H88L87 223H88L90 226H92L94 223H97L98 221L101 222V220H103L102 223H104V224L106 223L105 225L109 226L108 223H107V222H110V221H109V218H110L109 216L114 217L113 215L115 214V213H114L115 210L113 211V209H115V208H113L111 211H107V210L105 209L107 212H109V215H107V212H106L105 210H104V213H101V209H100V207H99V203H100L101 201L98 202V199H99V198H98L97 195H95L96 193H94V192H90V191H92V189H91V190H89V189L87 190V188H86V192H87V193H88ZM142 191H141V192H142ZM147 191L149 192L150 190H147ZM152 191H153V190H152ZM152 191H151V192H152ZM236 191H237V190H236ZM13 192H14V191H13ZM44 192H46V191H44ZM52 192H53V191H52ZM54 192H53V194L55 195ZM100 192H101V191H100ZM100 192H99V193H100ZM141 192H140V193H141ZM153 192H155V191H153ZM159 192H162V191H159ZM164 192L166 193V191H164ZM183 192H185V190H184ZM24 193H26V192H24ZM48 193H49V192H48ZM63 193H64V192H63ZM73 193H74V191H73ZM87 193H86V194H87ZM144 193H145V192H144ZM11 194H12V195H11ZM27 194H29V193H27ZM76 194H77V193H76ZM84 194H85V193H84ZM86 194H85V195H86ZM102 194H104V193H102ZM145 194H147V193H145ZM148 194H149V193H148ZM148 194H147V195H148ZM157 194H158V193H157ZM225 194H226V193H225ZM8 195H9V196H8ZM39 195H40V194H39ZM45 195H46V194H45ZM57 195H58V194H57ZM57 195H55V196H57ZM69 195H70V194H69ZM133 195H134V194H133ZM138 195H139V193H138ZM142 195H143V193H142ZM150 195H151V197L153 196L151 193H150ZM150 195H149V196H150ZM154 195H155V194H154ZM162 195H163V194H162ZM165 195H166V194H165ZM167 195H168V197H169V193H168ZM194 195H195V194H194ZM251 195H252V194H251ZM7 196H8V197H7ZM32 196H33V195H32ZM48 196H49V195H48ZM96 196H97V197H96ZM106 196H107V195H106ZM149 196H148V197H149ZM244 196H246V195H244ZM247 196H248V195H247ZM19 197H20V196H19ZM50 197H51V196H50ZM53 197H54V196H53ZM60 197H61V196H60ZM62 197H63V196H62ZM70 197H71V196H70ZM99 197H100V195H99ZM102 197H103V196H102ZM146 197H147V196H146ZM148 197H147V198H148ZM153 197H154V196H153ZM155 197H156V195H155ZM155 197H154V198H155ZM157 197H158V196H157ZM157 197H156V198H157ZM159 197H160V196H159ZM159 197H158V198H159ZM162 197H163V196H162ZM168 197H167V198H168ZM51 198H52V197H51ZM97 198H98V199H97ZM116 198H117V197H116ZM167 198L165 197L164 199H167ZM27 199H28V198H27ZM27 199H26V200H27ZM30 199H31V198H30ZM35 199H36V198H35ZM38 199H39V198H38ZM59 199H60V198H58V200H59ZM67 199H68V198H67ZM144 199H145V197H144ZM150 199H152V198H150ZM160 199H161V198H159L158 200H156V202L160 201ZM197 199H198V197H197ZM205 199H206V198H205ZM12 200H13V198H12ZM14 200H15V199H14ZM17 200H18V199H17ZM102 200H104V199H102ZM141 200H143V199H141ZM161 200H162V199H161ZM167 200H168V199H167ZM10 201H11V200H10ZM35 201H36V200H35ZM41 201H42V200H41ZM59 201H60V200H59ZM135 201H136V200H135ZM153 201H155V200H152V202H153ZM168 201L170 202V200H168ZM186 201H187V200H186ZM192 201H193V199H192ZM192 201H191V203H194V201H193V202H192ZM4 202H5V200H4ZM21 202H22V201H21ZM21 202H20V203H21ZM30 202H31V201H30ZM45 202H46V201H45ZM48 202H49V201H48ZM103 202H104V201H103ZM144 202H145V201H144ZM150 202H151V201H150ZM166 202H167V201H166ZM211 202H212V201H211ZM263 202H264V201H263ZM7 203H8V202H7ZM27 203H28V202H27ZM54 203H55V202H54ZM136 203H137V202H136ZM138 203H141V202H138ZM160 203H161V202H160ZM160 203H156V204H157L156 206L158 207V205H159ZM170 203H171V202H170ZM173 203H174V202H173ZM186 203H187V202H186ZM5 204H6V203H5ZM5 204H4V205H5ZM22 204H23V203H22ZM25 204H26V203H25ZM46 204H45V205H46ZM101 204H102V202H101ZM143 204H144V203H143ZM146 204L148 205V202H146ZM162 204H163V202H162ZM162 204H160V205H162ZM175 204H176V203H175ZM187 204H188V203H187ZM199 204H200V203H199ZM235 204H236V203H235ZM4 205L1 206V203H0V206H1V208H2V209H1V212H3V214H4V211H3V210H4V209H3ZM16 205H18V204H16ZM19 205H20V204H19ZM50 205H51V202H50ZM102 205H103V204H102ZM126 205H127V204H126ZM164 205H166L165 201H164ZM167 205H168V204H167ZM218 205H219V204H218ZM233 205H234V204H233ZM51 206H52V205H51ZM60 206H61V205H60ZM63 206H64V205H63ZM65 206H66V205H65ZM65 206H64V207H60V208H63V209H64ZM67 206H66V207H67ZM100 206H101V205H100ZM109 206H110V205H109ZM150 206H151V205H150ZM153 206H154V205H153ZM169 206H170V205H169ZM237 206H238V205H237ZM5 207L7 208L8 206H5ZM11 207H12V206H11ZM16 207H17V206H16ZM28 207H30V208L28 209ZM53 207H54V206H53ZM107 207H108V206H107ZM148 207H149V206H148ZM148 207H147V208H148ZM157 207L155 208V210L158 209V208L161 209V208H163L164 206H163V207H162V206H159L158 208H157ZM166 207H167V206H166ZM234 207H235V206H234ZM234 207H233V208H234ZM6 208H5V209H6ZM8 208H10V205H9ZM13 208H15V207H13ZM18 208H19V207H18ZM111 208H112V207H111ZM116 208H117V207H116ZM118 208H120V207L118 206ZM118 208H117V209H118ZM129 208H130V207H129ZM132 208H133V207H132ZM140 208H141V207H140ZM204 208H205V207H204ZM237 208H238V207H237ZM237 208H236V210H237ZM11 209H12V208H11ZM47 209L50 210V211H48ZM57 209H59V207H57ZM117 209H116V210H117ZM151 209L153 210L154 207H152ZM151 209H150V210H151ZM164 209H165V208H164ZM164 209H163V210H164ZM168 209H169V208H168ZM205 209H206V208H205ZM244 209H245V208H244ZM8 210H10V209H8ZM16 210L19 211L17 208H16ZM142 210H143V209H142ZM155 210L153 211V213L151 212L152 214H149L150 217H152L151 220L154 219L155 217H157L156 214H157L158 216H160V214L157 213V212H159L160 210L158 209L159 211H157V212H156ZM245 210H246V209H245ZM253 210H254V209H253ZM10 211H11V210H10ZM13 211H15V210L13 209ZM112 211H113V212H112ZM166 211H167V210H166ZM169 211H170V210H169ZM169 211H168V212H169ZM200 211H201V210H200ZM1 212H0V215H1ZM7 212H8V211H7ZM7 212H5V213H7ZM60 212H61V210H60ZM142 212H145V211H142ZM147 212H148V211H147ZM155 212H156V214H155ZM163 212H164V211H163ZM171 212H172V211H171ZM236 212H237V211H236ZM18 213H20V212H18ZM18 213H17V214H18ZM105 213H106V215H104ZM112 213H114V214L112 215ZM165 213H166V212H165ZM169 213H170V212H169ZM173 213H174V212H173ZM222 213H223V212H222ZM238 213H239V212H238ZM3 214H2V215H3ZM7 214L9 215V213H7ZM12 214L14 215L13 212H12ZM17 214H16V215H17ZM67 214H69L70 216H68ZM102 214H103V215H102ZM147 214H148V213H147ZM154 214H155V215H154ZM162 214H163V213H162ZM208 214H209V213H208ZM8 215H7V216H8ZM144 215H146V214H144ZM149 215H148V216H149ZM151 215H154L155 217H154V216H151ZM164 215H165V214H164ZM231 215H232V214H231ZM235 215H236V214H235ZM240 215L242 216L243 221H241V220H242V218H241V220H240V219L238 220L239 222L241 221V222L248 223V222H246V221L252 219L251 216H250V214H248V211L245 212V211L241 210V211H240ZM104 216H105V218H104ZM136 216H137V215H136ZM141 216H142V215H141ZM208 216H209V215H208ZM261 216H262V215H261ZM19 217H20V216H19ZM69 217H70V218H69ZM72 217H73V219H71ZM102 217H103V218H102ZM117 217H118V216H117ZM134 217H135V216H134ZM143 217H144V216H143ZM146 217H147V216H145L144 218H146ZM150 217H147L146 220H148ZM161 217H163V216H161ZM161 217H160V218H161ZM183 217H184V216H183ZM194 217H195V216H194ZM206 217H207V216H206ZM237 217H239V215H238ZM258 217H259V216H258ZM1 218H2V217H1ZM5 218H6V216H5ZM13 218H14V216L12 217V219H13ZM115 218H116V217H115ZM119 218H120V217H119ZM157 218H158V217H157ZM171 218H172V217H171ZM171 218H170V219H171ZM186 218H187V215H186ZM259 218H260V217H259ZM8 219H9V218H8ZM14 219H15V218H14ZM19 219H20V218H19ZM74 219L76 220L75 222H73L74 225H72V226H68L69 221H71V223H72V220L74 221ZM112 219H113V218H112ZM189 219H190V218H189ZM245 219H246V220H245ZM262 219H263V218H262ZM3 220H4V218H3ZM6 220H7V219H6ZM9 220L11 221V219H9ZM9 220H7V221H8V225H9ZM84 220H85V221H84ZM129 220H130V219H129ZM149 220H150V219H149ZM171 220H172V219H171ZM174 220H175V218H174ZM190 220H191V219H190ZM209 220H210V219H209ZM227 220H228V219H227ZM244 220H245V221H244ZM7 221H6V222H7ZM13 221H14V220H13ZM18 221H19V220H18ZM21 221H22V220H21ZM96 221H97V222H96ZM111 221H112V220H111ZM114 221H115V220H114ZM152 221H153V220H152ZM156 221H157V220H156ZM165 221H166V220H165ZM252 221H253V220H252ZM262 221H263V220H262ZM1 222H2V221H1ZM3 222H4V221H3ZM15 222H16V219H15L14 223H15ZM66 222H67V223H66ZM140 222H142V220H141ZM150 222H151V221H150ZM158 222H159V224H160V222H162V220H161V221L159 220ZM173 222H174V221H173ZM173 222H172V223H173ZM180 222H181V221H180ZM216 222H217V221H216ZM250 222H251V220H250ZM256 222H257V221H256ZM11 223H12V222H11ZM26 223H27V224H26ZM34 223H37V224L34 225ZM87 223H86V224H87ZM135 223H137V222H135ZM182 223H183V222H182ZM210 223H211V221H210ZM4 224H5V222H4ZM32 224H30V227L32 226ZM88 224H87V225H88ZM112 224H114V223H112ZM139 224H140V223H139ZM142 224H144V223H142ZM159 224H157V225H159ZM162 224H163V222H162ZM180 224H181V223H180ZM187 224H188V223H187ZM219 224H220V223H219ZM251 224L253 225V222H251ZM2 225H3V223H2ZM2 225L0 224V230H1V232L3 233V231H7V230H5V228H6V226L8 227V225H7V223H6V224H5V225H6L5 228H4V226H3L4 229L1 228ZM69 225H70V223H69ZM87 225H86V226H87ZM89 225H88V226H89ZM95 225H96V224H94V226H93L94 228L96 227ZM145 225H146V224H145ZM148 225L150 226V228L146 225V226L148 227V229H149V232H147V233H151V232L155 231V229H151V226H152V225H151L150 223H148ZM163 225H164V224H163ZM163 225H162V226H163ZM246 225H248V227L250 228V226H249L250 224H246ZM255 225H256V224H255ZM259 225H260V224H259ZM259 225H258V226H259ZM263 225H264V224H263ZM16 226H17V225H16ZM97 226H98V228L100 227V230H101V227H102V226H99L98 223H97ZM107 226H105V227H107ZM131 226H132V225H131ZM140 226H141V224H140ZM142 226H143V225H142ZM146 226H144V227H145V228H144V231L142 230L144 233L141 232V233H143L142 236L145 234V231L148 230ZM155 226H156V224H155ZM162 226H160V227H162ZM179 226H180V225H179ZM183 226H184V225H183ZM242 226H243V225H242ZM9 227H10V228H9ZM9 227L7 228L8 230L11 229V226H10V225H9ZM18 227H17V228H18ZM28 227H29V226H28ZM45 227H47V228H46L47 230L50 229V230H49V233H46L47 231H46L45 229H44V230H45L46 232L43 231V228H45ZM48 227H49V228H48ZM68 227H73L72 229H75V228H76V229H75L76 231H75V230L72 231L71 228L69 229ZM84 227H85V225H84ZM111 227H112V225H111ZM114 227H115V226H114ZM157 227H158V226H157ZM165 227H166V226H165ZM167 227L169 228V226H167ZM248 227H247V229H248ZM252 227H254V226H252ZM86 228H87V227H86ZM86 228H85V230H86ZM88 228H89V227H88ZM98 228H97V229H98ZM103 228H104V227H103ZM139 228H142V227H139ZM170 228H171V227H170ZM185 228H186V227H184V230H185ZM197 228H198V227H197ZM28 229H29V228H28ZM65 229H66V230L69 229V230H71L72 232H75V233H76L75 236L73 235L75 238H73V236H72V238H70L71 236L69 237L70 239H73V240H69L68 237H67L68 239H65V240H62V238L60 239L59 236H61V235H63L64 237H66V236L63 234V233H65L64 231H66ZM82 229H83V226H82ZM95 229H96V228H95ZM95 229H94V230H95ZM109 229H110V228H109ZM150 229H151V230H150ZM156 229H157V230L155 231V233L158 234L157 231H158L159 228H156ZM181 229H182V228H181ZM215 229H216V228H215ZM247 229H244V230L247 231ZM251 229H252V228H250V230H251ZM262 229H263V228H262ZM2 230H3V231H2ZM12 230H13V228H12ZM25 230H26V229H25ZM30 230H29V231H30ZM38 230H37V231H38ZM60 230H61V231H60ZM62 230H64V231H62ZM69 230H68V231H69ZM85 230H84V231H85ZM91 230H92V229H91ZM115 230H116V229H115ZM162 230H163V228H162ZM164 230H165V229H164ZM164 230H163V232H164ZM167 230H168V229H167ZM176 230H177V229H176ZM201 230H202V229H201ZM248 230H249V229H248ZM260 230H261V229H260ZM37 231H36V233H37ZM42 231H43V232H42ZM50 231L52 232V234H53V232H54L55 235H52V234L50 233ZM68 231H67V233H68ZM80 231H82V230L80 229L79 232H80ZM87 231H89V230L87 229ZM112 231H113V230H112ZM136 231H137L138 234H140V233H139V232H140V229H139V232H138V230H136ZM150 231H151V232H150ZM160 231H161V229L159 230V232H160ZM169 231H170V230H169ZM186 231H187V228H186ZM215 231H216V230H215ZM228 231H229V230H228ZM1 232H0V234H1ZM22 232H24V231L22 230L21 233H22ZM58 232H59V233H62V234H61V235H58V234H59ZM98 232H99V231H98ZM98 232H95V233L98 234ZM100 232H101V231H100ZM100 232H99V233H100ZM128 232H129V231H128ZM161 232H162V231H161ZM170 232H171V231H170ZM179 232H180V231H179ZM10 233H13V231L10 232ZM14 233H15V232H14ZM24 233H25V232H24ZM29 233H30V232H29ZM33 233H35V232H33ZM33 233H32V234H33ZM36 233H35V234H36ZM39 233H37V234L39 235ZM56 233H57V234H56ZM67 233H65V234L67 235ZM70 233H71V232H70ZM70 233H69V234H70ZM82 233H83V232H82ZM85 233H86V234H87V233L89 234L90 231H89V232H85ZM164 233H165V232H164ZM194 233H195V232H194ZM199 233H200V232H199ZM210 233H211V232H210ZM213 233H214V232H213ZM37 234H36V235H37ZM48 234L51 235V238H48V237H50V235H48ZM69 234H68V235H69ZM72 234H74V233H72ZM83 234H84V233H83ZM86 234H84V235H86ZM157 234H156V235H157ZM161 234H162V233H161ZM168 234H169V233H168ZM174 234H175V233H174ZM191 234H192V233H191ZM230 234H231V233H230ZM1 235H2V234H1ZM11 235H12V234H11ZM11 235H10V236H11ZM19 235H20V234H19ZM21 235H22V234H21ZM25 235H26V233H25ZM25 235H24V236H25ZM27 235H28V234H27ZM27 235H26V236H27ZM29 235H30V234H29ZM68 235H67V236H68ZM90 235H91V237H92V236L95 235V234L92 235V233H91ZM136 235H137V234H136ZM140 235H141V234H140ZM148 235H149L150 237H152V236H151L152 233H151V234H148ZM153 235H154V232H153ZM156 235H155V237H157V238H160V237H161V235H160V237H159V235H158V236H156ZM177 235H178V234H177ZM182 235H183V233H182ZM186 235H187V234H186ZM195 235H196V234H195ZM197 235H198V234H197ZM202 235H203V234H202ZM257 235H258V234H257ZM6 236H7V235H6ZM8 236H9V235H8ZM12 236H13V235H12ZM39 236L41 237V235H39ZM87 236H88V235H87ZM95 236H97V235H95ZM120 236H121V235H120ZM137 236H138V235H137ZM144 236H146V238H149V240H150V237H149V236L147 237V234H145ZM175 236H176V235H175ZM175 236H174V237H175ZM189 236H190V235H189ZM191 236H192V235H191ZM250 236H251V235H250ZM254 236H255V235H254ZM263 236H264V235H263ZM16 237H17V236H16ZM34 237H35V235H34ZM34 237H33V239H34ZM40 237H36L37 239H34V241L38 240ZM57 237H58V240H57ZM77 237H79L78 234H77ZM93 237H94V236H93ZM99 237H100V236H99ZM104 237H105V236H104ZM127 237H128V235H127ZM153 237H154V236H153ZM164 237H165V236H164ZM164 237H161V238H163V240H164ZM203 237H204V236H203ZM1 238H2V237H1ZM7 238H8V237H7ZM7 238H6V239H7ZM42 238H41V240H42ZM88 238H90V237H88ZM95 238H96V237H95ZM161 238H160V239H157L156 242H157L158 240H162ZM166 238H167V237H166ZM183 238H184V237H183ZM226 238H227V237H226ZM260 238H261V237H260ZM27 239H28V238H27ZM76 239H77V240H76ZM78 239H79V242H78ZM84 239H85V238H84ZM135 239H136V237H135ZM142 239H143V238H142ZM175 239H176V237H175ZM180 239H181V238H180ZM21 240H22V239H21ZM24 240H25V239H24ZM43 240H42V243L44 242ZM61 240H62V241H61ZM67 240H69V241H67ZM86 240H87V239H86ZM86 240H85V241H86ZM90 240H92V239H90ZM90 240H89V241H90ZM139 240H141V239H139ZM144 240H145V239H144ZM176 240H179V239H176ZM187 240H188V239H187ZM251 240H252V239H251ZM0 241H1V240H0ZM7 241H8V240H7ZM13 241H14V238H13ZM59 241L61 242V244L65 243V241H66L65 244H67V245H65V244L61 245V244L59 243ZM72 241H75V244H73L74 242H72ZM76 241L78 242V245H76ZM87 241H88V240H87ZM116 241H117V240H116ZM141 241H142V240H141ZM141 241H138V242H141ZM165 241H166V240H165ZM185 241H186V240H185ZM185 241H184V245H185ZM189 241H190V240H189ZM191 241H192V240H191ZM196 241H197V240H196ZM211 241H212V240H211ZM214 241H215V240H214ZM252 241H253V240H252ZM1 242H2V241H1ZM4 242H5V241H4ZM15 242H16V241H15ZM17 242H18V240H17ZM21 242H22V241H21ZM40 242H41V241H40ZM90 242H91V241H90ZM97 242H98V241H97ZM99 242H100V241H99ZM102 242H103V241H102ZM113 242H114V241H113ZM134 242H135V241H134ZM151 242H152V241H151ZM178 242H179V241H177V243H178ZM22 243H23V242H22ZM36 243H39V241L36 242ZM36 243H35V244H36ZM42 243H41V244H42ZM85 243H86V242H85ZM88 243H89V242H88ZM88 243H87V245H88ZM166 243H167V242H166ZM173 243H174V242H173ZM188 243H189V242H188ZM192 243H193V242H192ZM196 243H197V242H196ZM212 243H213V242H212ZM12 244H13V243H12ZM12 244H11V245H12ZM18 244H19V243H18ZM24 244H26V242H25ZM145 244H147V243L145 242ZM148 244H150V243H148ZM148 244H147V245H148ZM154 244H156V243H154ZM159 244L162 245V243H159V242H158L157 245H159ZM180 244H182V243H180ZM13 245H14V244H13ZM13 245H12V246H13ZM39 245H40V244H39ZM45 245H46V246H45ZM133 245H135V244H133ZM136 245H137V244H136ZM171 245H172V244H171ZM192 245H193V244H192ZM192 245H190V246H192ZM194 245H195V244H194ZM194 245H193V246H194ZM27 246H28V245H27ZM41 246H42V245H41ZM59 246H60L61 248H59ZM75 246H77V247H75ZM97 246H98V245H97ZM148 246H149V245H148ZM150 246H151V244H150ZM164 246H165V243H164ZM177 246H178V245H177ZM181 246H182V248L184 247L183 245H181ZM188 246H189V245H188ZM190 246H189V247H190ZM198 246H199V245H198ZM203 246H204V245H203ZM252 246H253V245H252ZM14 247H15V246H14ZM85 247H86V245H85ZM101 247H102V246H101ZM103 247H104V246H103ZM141 247H142V246H141ZM153 247H154V246H153ZM153 247H150V248H153ZM196 247H197V245H196ZM230 247H231V246H230ZM16 248H17V247H16ZM20 248H22V247H20ZM41 248L43 249V247H41ZM41 248L39 247L40 250H42ZM148 248H149V247H148ZM167 248H169V247L167 246ZM170 248H171V246H170ZM179 248H180V246H179ZM187 248H188V247H187ZM187 248H185L186 250H184V252L187 251ZM190 248L192 249V248H194V247H190ZM198 248H199V247H198ZM37 249H38V248H37ZM47 249L45 248V251H46ZM61 249H62V250H61ZM144 249H145V248H144ZM164 249H165V248H164ZM164 249H163V250H164ZM191 249L188 248L189 251H187V252H188L189 254H190V253H191V254H194L193 257H194V256L197 257V256H196L197 253H195V252H196L195 250H196L197 248L194 249V251H193L194 253L192 252ZM256 249H257V248H256ZM260 249H261V248H260ZM25 250H27V249H25ZM40 250H39V252H42V251H43V250H42V251H40ZM60 250H61V251H60ZM92 250H93V249H92ZM168 250H169V249H168ZM181 250H182V249H181ZM16 251H17V250H16ZM28 251H29V250H28ZM155 251H156V250H155ZM155 251H154V252H155ZM198 251H199V250H198ZM208 251H209V250H208ZM90 252H91V251H90ZM131 252H133V251H131ZM154 252H153V253H154ZM168 252H169V253H170V252H173V250L168 251ZM174 252H175V250H174ZM174 252H173V253H174ZM177 252H178V251H177ZM15 253H16V252H15ZM17 253H20V252L17 251ZM34 253H35V252H34ZM43 253H44V252H43ZM95 253H96V252H95ZM98 253H99V252H98ZM98 253H97V254H98ZM121 253H122V252H121ZM136 253H137V252H136ZM169 253H168V254H169ZM173 253L171 254V256H170V255H169V256L172 257V256H173ZM6 254H7V253H6ZM23 254H24V253H23ZM37 254H38V252H37ZM47 254H48V253H47ZM88 254H89V252H88ZM119 254H120V253H119ZM185 254H187V253H185ZM189 254L187 255V258H186L185 256H183V257H185L186 261H185V260H181V262L185 261V263L189 264V261H190V259H191L190 256H192L191 254H190V256H189ZM213 254H214V253H213ZM10 255H11V254H10ZM10 255H9V256H10ZM19 255H20V254H19ZM21 255H22V254H21ZM39 255H40V254H39ZM103 255H105V254H103ZM108 255H109V254H108ZM112 255H113V254H112ZM123 255H124V254H123ZM131 255H132V253H131ZM144 255H145V254H144ZM149 255H150V254H149ZM174 255H176V252H175ZM199 255H200V254H199ZM208 255H209V254H208ZM15 256H16V255H15ZM17 256H18V255H17ZM26 256H27V255H26ZM36 256H37V255H36ZM41 256H43V255H41ZM117 256H118V255H117ZM132 256H133V255H132ZM139 256H140V255H139ZM150 256H151V255H150ZM188 256H189V257H188ZM200 256H201V255H200ZM212 256H213V255H212ZM6 257H7V256H6ZM10 257H11V256H10ZM43 257H44V256H43ZM49 257H50V256H49ZM53 257H54V258H53ZM87 257H88V258H87ZM153 257H155V256H153ZM158 257H159V256H158ZM158 257H157V258H158ZM162 257H164V256H162ZM177 257H178V256H177ZM195 257H194V259H193V258H192V259L195 260V262H196L197 264L200 263V261H199V262L196 261V260H199L200 257H198L199 259H197V258H195ZM17 258H18V257H17ZM28 258H30V257H28ZM28 258H26V259H28ZM33 258H34V257H33ZM37 258H38V257H37ZM46 258H48V257H46ZM90 258H89V259H90ZM98 258H100V257H97V261L99 260ZM111 258H112V257H111ZM149 258H150V257H149ZM8 259H9V258H8ZM20 259H23V258L21 257ZM42 259H45V257L42 258ZM42 259H41V260H42ZM84 259H86L85 262H84ZM91 259H90V260H91ZM109 259H110V257H109ZM123 259H124V258H123ZM129 259H130V258H129ZM142 259H143V257H142ZM162 259H163V258H162ZM171 259H172V261H174V260H175V259H174V256H173ZM201 259H202V258H201ZM216 259H217V258H216ZM219 259H220V258H219ZM33 260H34V259H33ZM47 260H49V259H47ZM73 260H76V262L73 261ZM145 260H146V259H145ZM158 260L161 261V259H158ZM158 260H157V261H158ZM164 260H165V259H164ZM167 260H168V259H166V261H167ZM193 260L190 261V264L192 263ZM16 261H17V260H16ZM18 261H19V260H18ZM23 261H24V260H23ZM38 261H39V260H38ZM43 261H44V260H43ZM43 261H42V262H43ZM55 261H56V260H55ZM97 261H96L95 263H98V264H99V261L102 262L101 259H100L98 262H97ZM105 261H106V260H105ZM113 261L115 262V260H113ZM125 261H126V260H125ZM135 261H136V260H135ZM152 261H154V260L152 259ZM157 261H155V263H156ZM166 261H164V262H166ZM9 262H10V261H9ZM9 262H8V263H9ZM11 262H12V261H11ZM40 262H41V261H40ZM49 262H50V261H49ZM51 262H52V261H51ZM57 262H55V263H57ZM148 262L150 263V261H148ZM177 262H178V261H177ZM193 262H194V261H193ZM201 262H202V261H201ZM243 262H244V261H243ZM17 263H19V262H17ZM30 263H31V262H30ZM53 263H54V262H53ZM53 263H51V264H53ZM103 263H105V262H103ZM152 263H153V262H152ZM196 263H195V264H196ZM220 263H221V262H220ZM231 263H232V262H231ZM263 263H264V262H263ZM2 264H3V263H2ZM19 264H20V263H19ZM22 264H23V263H22ZM43 264H44V263H43ZM49 264H50V263H49ZM57 264H58V263H57ZM59 264H60V262H59ZM100 264H101V263H100ZM113 264H114V263H113ZM140 264H141V263H140ZM142 264H143V263H142ZM164 264H165V263H164ZM166 264H167V263H166ZM168 264H169V263H168ZM170 264H171V263H170ZM192 264H194V263H192ZM200 264H202V263H200ZM225 264H226V263H225ZM252 264H253V263H252Z\"/></svg>",
  "mask_w": 264,
  "mask_h": 264
}]
</instances>
